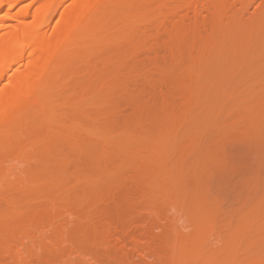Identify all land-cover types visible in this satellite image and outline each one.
I'll use <instances>...</instances> for the list:
<instances>
[{"label":"rangeland","instance_id":"rangeland-1","mask_svg":"<svg viewBox=\"0 0 264 264\" xmlns=\"http://www.w3.org/2000/svg\"><path fill=\"white\" fill-rule=\"evenodd\" d=\"M150 1L151 0H149V4H150ZM167 1L170 2L172 0H167ZM167 1H163V2L165 3ZM151 2H154V1H151ZM193 2H194V0H179L181 7L179 6L180 8L178 7V9L176 11L174 10V12H170L169 4H168V6H166V4L162 3V4H164V5H162L159 1V3L162 5V7L164 6V9H162V10L165 13V17H163V19H160V17L158 15H156L157 13H155L156 7H159V6L154 7L153 5H151L152 3L150 5L146 4L147 7L144 5L146 8L143 6L144 11L148 8L146 10V15L144 16V18H143V15H142V19H137L136 17H134V18L131 17L130 20H132V21H130L129 26L127 24L128 19L126 20V23H125V25H127V27L132 26L134 28V31H133V29H131L132 27L130 28L133 32L129 31L130 33L128 32V34H129L128 36H130L131 38L134 37L136 40H138L139 38L142 39L144 36L145 40L143 41V39H142L143 43H140V41L137 42L136 40H133V42H135V43H133L132 41H129V40H132L134 38L129 39L130 37H128L124 33H122L123 32L122 30H124L126 28V27L123 28L124 25H122L123 27L119 26L117 28H110V27L107 28L108 27L107 26L104 30H102V32L99 36L100 38L97 37V40L99 39L98 44L96 43L97 41L94 43V44L98 45V47H96V50L94 47L96 45H94L93 43L90 46L77 47V48L75 47V49L73 48L74 51L78 50V49L79 50L75 51L76 54H75V52L72 54V55H74L73 58L70 55L71 61H75L77 68L74 67L75 64L72 63L73 64V66H72V64L68 61L71 64V66H69V67L71 69L73 68L71 73L74 71L72 73V75H70L71 74L69 71L70 68H68V66H67V68H68L67 69L68 71H67L65 69L66 67H64L68 63H66L65 65L63 64L64 68L62 67L59 70L51 68L52 72H53L52 75H51V72L49 74V72L47 73L46 71H44V73L42 74V76H44V78L47 76V74H49L48 77L46 78L47 82L45 80L41 79L44 82V84H42L43 83L42 81H39V83L41 82L40 86L46 85V84L48 86L46 85L47 87L44 86V88L40 87L41 89L39 88V90L42 93H45V92L47 93L48 90H50L49 93H51V94L47 93V95L48 94L49 95L48 96L43 95V98L53 96L52 99H55V97H57L59 100L57 98L55 99V101L57 100L56 104H58L59 101L61 102V104H62V102H64L62 105H66V106H62L61 104H58V106H60V107L62 106L63 108L67 107V106L69 107L70 104H72L73 108H72V106H70V109L67 107L66 110L63 109V112L64 111L66 112L68 109L69 110L73 109V112L75 113V115L78 116V119L76 117H73L74 119L82 121L83 116L87 117V118H84V122L86 121L85 124H86L87 128H89L88 126L91 125L92 121H93L94 125H96V124L97 125L96 126L92 125L93 129L92 128L91 129L94 132H91V134L89 133L91 136L88 135L87 133L84 134L83 131L81 130V128H82L81 127L80 128V131H81L80 134L84 137V140H83V138L80 136L81 137L80 138L81 144H80V142L79 143L76 142L77 145L75 143H74L75 144L74 145V144H72L73 141L71 143L67 142V141L65 143L63 142V145L61 143V147H63V148H61V151L63 153L60 151V153H58L56 155L50 154L51 153L50 151H47V152H50L49 155L47 154V152L46 153H43V152L40 153V151H37L39 148V145H37V143L35 142L36 143V146H35V143H33L34 141L30 143L29 140H32V134L33 133L38 134V136L41 134L35 133L36 131H39V130H35V129L32 130L33 131L32 134H31V132L29 133L30 130L29 131L27 130L28 132H26V133H29V135L26 134L24 131L25 127H26V125H24V124L26 122H24V124H23V122H22V124H21V122H19L20 125L17 124V127L15 126L14 123H11L10 126H8V125L7 126H0V128H3L2 130L0 129V150L2 148L4 149L5 146H3V145L7 144L6 139L8 138V140H9V137H6L5 134H2V133L8 134V132H7L8 129L10 130V132L12 134H13V132H16L15 133L16 135H17L16 130L20 129L19 132H21V134H19L18 138L16 136V139H18L20 142H22L26 146V149L28 148V150H27L28 152L26 153V155H25L26 149L23 151L24 153H21V155L24 154L22 156L23 158L20 157V159H19L18 158L19 154L15 155V158L17 157L16 160L14 158H13L14 160L12 159V157H14V156L8 157L9 158V160H8V158L4 157L2 155L3 153L1 154V151H0V154L2 155V159H3V160L2 159L0 160V161H3V162H0V164L3 163V165H1V167L4 168L3 169L0 167V169H1L0 171H3V173L0 172V177H2V179L0 178L1 179V181H0V184H1L0 185V211H1L3 216L4 215L7 216V217L4 216L7 220H14L15 221L17 219L16 221H19L22 218H24V217L26 218L27 216H29L31 214V212H33V210H34L33 206H35V205L32 206V204H29L31 202L30 198H32L34 196L33 193H36V195H37V193H38L37 191H40V190H43L42 192L45 191L44 194L42 193L44 196L49 195L48 197H50V198L52 197V199H55L56 203L59 204L61 199L59 200L58 198H61V197L64 199V197L66 198V196H68V198L77 199V197H79L80 195H88L90 193H92L94 195V193L97 190L105 188V186H106V188H105L106 191L109 190L110 193L113 194L114 191L117 192V190L119 191V189L127 188V187L123 188L125 185L131 188V187H134L136 185L135 184L136 182L140 183L142 181H145V179L141 180L143 178H146L149 182L148 178L154 177L153 174L156 175V177L158 176L159 178H162V177H166L168 175L167 173H169V175L172 174L173 172H171V171H174L176 174L175 173H173V174L175 176L176 175L177 176L175 177L172 174L174 176V178H173V176H170L171 179L170 178L169 179L170 180L174 179L172 182H174L176 179L177 180L174 183L171 182L172 184H174L173 186H171L172 184L169 182L171 184L169 186L174 187L175 184H177V185L175 186V188H172V189H171V187H168V188H170V190H168V191L171 192V194H170L171 196L175 195L174 198L172 197L174 200L176 198V195H179L176 199H180V197H182V199L176 200V201L177 202H179V201L183 202V203L179 202L180 204H175L177 202L174 203L175 207H177V209H174L175 207H172L173 205H171L167 209L169 202L166 200V197H163L165 199L161 198L162 197L161 195L164 193V191L161 189L163 193L162 194L159 193L160 192L159 189L161 188V187H159L160 185H158V186L154 185L155 186L154 190L158 189V190H156V191H158V194L155 192L148 194V190L152 189V187L148 188V185H146L147 191L145 190L146 188L142 189L141 186L144 187L145 186L144 184L148 183L147 181H145L146 183L143 182L144 184L143 183H140V184L137 183L138 185L142 184L139 188H141L144 192L142 191V194H139V196H137L138 193L134 194V192H133L132 195L137 196V198H135L136 200L135 199L130 200L127 197L129 199V201L126 199L124 202V201L118 200L119 198L117 199L116 197L113 196L114 198H116L118 200V203H117L116 200H115V202H113L114 199L111 200L113 197L111 199H109L111 202L106 198L107 199L106 203H107L108 207L110 205L112 206L113 204H114L113 206L117 207V208H115V207L114 208H112V207L108 208L107 207L108 211H109V209H111L110 210L111 215H113V216L116 215L118 217V213L122 214V213H125L128 210H130V211H133L134 215L137 216V220H139L138 222L143 221V219L141 220V218L146 217L142 214H145L147 216H148V214L151 216L153 213L154 214H158V213L160 214V212H158V211H161V210H159L160 208H158V211L154 210V212L151 214H150V212H151L150 208L155 206V204H156V207H158L157 204L159 206H163L164 202L166 203V205H164V207H166L164 211H163V208L161 207L162 208L161 212L163 213L161 215L163 216L164 214H166L165 216H163V218L165 217V219H163V220L167 219L166 222L164 223V221L162 219H160V217H159L158 220H156L157 218H155L156 223L153 224L154 226L151 225L152 226L151 228H153V229H151L152 230L151 232L162 233L161 235H164V236H162L163 237V239H162L160 234H157V233L155 234L156 237H160V240H163L160 243H162V242L166 243L165 244L166 248L164 247L162 249V247H160V246H164V243H163V244H160V246H158L159 249H156L157 251L160 249H162V250L167 249V247H168V249L171 248L170 247L171 245H167V243L170 242L169 240H172L174 236H176L175 239L178 238V240H181V239H186L185 237H188V235H192L193 233L190 234V232H194V228L197 225V223H199V224L201 223L199 220L200 216L196 215L197 212H198L197 214H199V211H201V213L204 210H205L204 212L209 211L211 213L214 211L213 212L214 214L212 213V216H214V217H212V218H213V222L217 221L216 223H214V224H216V226H218V224H221V221H223L222 224L225 223L224 222L225 218H226L225 220L237 221L239 224L241 223L240 225H244L243 223H245L246 221L248 223V218L251 216V214H249L250 216H248V215L246 216V214H248L249 212L254 213V210L256 211V209H258V211L264 213L263 212L264 210H262V211L260 210V209H264V207H263L264 206V151H263L264 150V146H263L264 145V131H261V130H264V128L261 126L262 123H263L262 125H264V0H217L213 7L212 6L208 7L207 4H209V2H210V0H208V2H206L207 4L204 3L205 5H203V3H202V7H206V9L205 8H203V9L199 8V6L197 4V2H204V1L196 0V3L194 2L195 4H197L198 8L194 5L195 8H197V9L193 8V6H192ZM157 3L158 2H156V4ZM170 3H172V2H170ZM225 6L227 7V10H228V12L226 10V13H227V14H225L226 16L224 14H222L225 12V10H224V9H226ZM200 7H201V5H200ZM208 8H210L209 10L210 11L212 10V12L206 11ZM124 9H127V8H124ZM218 10H221V11L219 12ZM128 12H130V10ZM219 14H220V16H219ZM217 15H218V17H217ZM223 15L225 16L224 18H223ZM219 17L221 18V20H218V19H220ZM114 22L109 21V23L110 24L112 23V25ZM116 22H121V21L117 20ZM109 23L107 25H110ZM122 23H124V22H122ZM114 24L117 25V23H114ZM112 25H111V27H112ZM116 25H114V26L116 27ZM216 26H217V29H214V31H212L213 30L212 28H216ZM119 28H123V29H119ZM173 28H175V29H173ZM176 28L178 30L180 29L183 32H181L180 30L177 31ZM171 29H173L176 33L181 32L180 36H183V38L185 37V39L181 40L180 37H178L179 39L166 40L168 37H170V36H168V34L166 35V33L169 32V30H171ZM204 29L205 30L208 29L209 30L208 32L212 31V32L216 33L215 35L212 34V36L209 35L210 37L214 38L213 41H211L209 39L210 38L209 36H207L209 38H206V36H203L202 38L205 40L199 39V37H197L198 35H200V34H198L199 33L198 31H200V33L203 34L202 30H204ZM125 30H127V29H125ZM142 30H144L143 32L146 35L145 34L142 35V32H141ZM165 31H167V32L165 33ZM174 31L170 33L171 37H172V33L174 36L176 35V33H174ZM139 32H141V34ZM192 32H194V33L191 34ZM195 32H197V33H195ZM203 32H207V31H203ZM131 33H132V35L138 36V39H137V37L132 36ZM138 33L141 35V37H139L140 35ZM182 33L183 34L187 33V34L183 35ZM162 34H164V35H162ZM194 35H197L196 36L197 39L192 40L194 38ZM206 35H208V34H206ZM177 36L172 37V38H176ZM188 36H190V37H188ZM200 37H201V35H200ZM141 39H139V40H141ZM162 39H164V41H162ZM187 39H189V40H187ZM175 40H179V41H177L178 43L176 45L174 44V42H176ZM180 40H181V42H180ZM183 40L188 41L187 43H189V42H191V43L187 44V43H185L186 41H183ZM197 40L200 41V44H197L198 43ZM166 41H167V43L170 42V43H168L170 46H167L165 44L164 46H166L168 48L166 50H164V48H166V47H164L162 43H164ZM172 41H174V42H172ZM206 41H208V43ZM131 42H132V44H135V46L132 45ZM192 42H193V44H192ZM194 42H195V44H194ZM182 44H185V46H182ZM179 45H180V47H177ZM188 45L191 47H189ZM171 46L175 47L174 50H170V49H172ZM181 46L184 48L181 49L182 48ZM186 46H188V47H186ZM192 49L194 52H192ZM167 50H169V53L166 52ZM175 50H176V53H178L177 57H173V56L170 57L171 56L170 51H172V53H174ZM179 50L183 51V53L179 52ZM200 50H202V51H200ZM81 51L85 53V54L83 53L84 55H82V57L80 56ZM187 51L190 53H188ZM176 53H174L175 56H176ZM195 53H196V55H195ZM77 54H79L80 57ZM191 55H193V56H191ZM76 56H78L79 58ZM128 56L130 57L131 60H129ZM75 58L77 61L75 60ZM124 58L129 60L130 63L127 60L126 61L123 60L124 61L123 62L122 59H124ZM174 58H175V60H174ZM172 60H173V62H172ZM168 61H169V63H168ZM193 61H195V62H193ZM65 62H66V59H65ZM80 62H82L84 64L86 63V64L83 66V64ZM126 62H128L129 64H127ZM199 62H201V63H199ZM176 63L178 65H176ZM187 63H190V64H187ZM191 63H193V64H191ZM170 64H172V65H170ZM192 65L194 67H192ZM173 66H175V67H173ZM195 66H197V67H195ZM257 66L260 68L258 69ZM84 67L87 68V70L91 69V71H93V72H91V71L90 72L92 75H93V73L95 74V75H93L94 79H92V76L90 77L89 71H86V69ZM171 67H173V68H171ZM75 68L77 71L74 70ZM79 68H81L83 71L80 70ZM177 68L180 70H178ZM63 69H65V71H67L69 74L67 72L65 74ZM256 69H258V70H256ZM50 70H48V71H50ZM239 70L244 74L240 73ZM184 71H186L187 73H185ZM192 71H195V73ZM198 71H200V72H198ZM123 72H125L126 76ZM120 73H123V74H120ZM166 73H170V74H166ZM175 74H177V76H175ZM178 74H180V75H178ZM185 74H187L188 76ZM261 74H263V75H261ZM117 75H118V77H117ZM181 75H183V76H181ZM192 75H194V76H192ZM256 75H257V77H256ZM259 75H261V76H259ZM69 76H72V77L69 78ZM114 76H116V78H114ZM120 76L122 78H119ZM185 76H186V78H185ZM123 77H125L124 80H123ZM250 77H251V79H250ZM188 78L193 81L192 83L194 85L192 83L188 82V81H190ZM253 78H255V79L252 80ZM257 78H260V82H258L259 80H257ZM121 79L123 80L122 81L123 85H122V83H120ZM166 79H167V81H166ZM7 80H8V78H5L3 82L5 83ZM101 80L104 82V84ZM159 80H162V82ZM185 80H186V83L184 82ZM48 81H49V83H48ZM90 81H91V83H90ZM99 81L102 83V84L100 83L102 87L99 85V88L98 87L97 88H98V90H100L101 88L102 89H101V91L97 92L96 86H95L96 90H94V85H97L96 83ZM115 81H116V83H115ZM117 81L119 82V84ZM158 82H160V83H158ZM164 82H167V83H164ZM173 82H175V83H173ZM112 83H115L116 85L112 84ZM171 83H173V85H174L173 87H176L179 89L177 90L176 88H174V89H172L173 91L171 92V89H169L170 87H172ZM181 83H183L185 86ZM161 84H163V85H161ZM168 84H170L171 86L169 87ZM109 85L111 86V88H109L110 87ZM187 85L189 87H192L191 88L192 90L189 87H188L189 89H187ZM74 86H75V88L81 86L80 89H77V91L80 90V92H75L76 94L79 93L80 96H77L75 94L77 96V98H74V100L73 99L69 100V99H71L69 97H72V98L75 97V96H73L74 93L72 94V96L70 95V93L73 90H75ZM116 86H119L118 88H120V86H121V89H118ZM165 86H167V87H165ZM45 87L49 88V89H46ZM66 88L68 89V91ZM163 88H165L169 92L168 94H170V93L172 94L174 91L176 93L174 92L175 94L168 95L166 93L167 92L166 90L164 91L165 93L159 91V90H163ZM69 89H70V92H69ZM108 89H109V91H108ZM236 89L240 90V91H237ZM116 90H118L119 94H118V92H116ZM127 90H129V91H127ZM182 90L184 93L183 92L180 93V91H182ZM184 90H189V91H191V93L192 92H194V93L189 94L191 96V97H189V95L187 94L188 91H184ZM113 91H115V92H113ZM68 93L70 95L69 97L67 96ZM120 93H122V94H120ZM177 93H180V94L183 93V94H182V96H180V94H177ZM233 93H234L235 97H234V95H232ZM184 94L186 96L188 95V97H183V96H185ZM50 95H52V96H50ZM65 95H66V97L69 98V99H67V101L64 99ZM176 96H179V97H176ZM80 97H81V99H80ZM111 97H114V99ZM197 97H199V98L197 99ZM228 97H230V98L228 99ZM60 98L62 99V101ZM115 98L117 99V103L112 104L113 102L112 101L110 102V99H112L114 101ZM160 99L162 102L160 101ZM238 99L240 102H238ZM166 100H167L166 103L175 104L174 108H172L171 106H169L171 108H168V107L165 108L164 106L166 104H164V101H166ZM104 101H105L106 105L103 104ZM173 101H175V102H173ZM200 101H201V103H200ZM106 102H108V103H106ZM234 102H236V103H234ZM101 103L104 105V110H102L103 105ZM237 103H239V104H237ZM109 104L111 105L110 108L108 106ZM234 104H236V105H234ZM255 104H257V105H255ZM162 105H164V106H162ZM105 106H106V108H105ZM180 106H183V107L180 108ZM250 106H253V107H250ZM41 107L44 110V106L40 105V103L35 101L34 103H32V105H29L26 108L24 107V109L23 108L20 109V111H18L16 114H21V116L19 115V117H18L20 119H22V116H27V118H23L22 121L24 119H26V121H27L29 118L28 116H30L32 118V121L34 120L33 119L34 117L37 118V120H38L39 117H41L43 115V113H45V110L42 111ZM162 107H164V108H162ZM207 107H209V108H207ZM255 107H256V109H255ZM178 108H179V110H181L180 111L181 113H179ZM247 108H249V109H247ZM57 109H58V107L54 110L56 120H58L60 117V116L57 117L59 115V112H60V111H57ZM105 109H108L109 111H107V110L105 111ZM169 110H170V112H169ZM172 110L177 111V112L176 111H174V112L176 113V116H179V118H177L175 115H173L175 113H173ZM40 111H42L41 112L42 115L38 116L41 114ZM103 111L105 114H100ZM116 111L118 113H116ZM159 111H161V112L159 113ZM232 111H234V112H232ZM164 112L168 113L169 115H166V113H164ZM186 112H188V113H186ZM69 113H71V112H69ZM106 113L108 114V116ZM161 113H163V114H161ZM64 114H66V113H64ZM113 114H117V115H115V117H114ZM149 114H151V115H149ZM70 115L72 116L73 114H70ZM70 115H68V116L71 119ZM101 115H103V117H104V115H105V117L106 116L107 117L106 118L104 117L105 118L104 119ZM137 115H139V116H137ZM14 116H15V119L17 120L18 115H13L12 119ZM132 116H134V119H132ZM66 117L63 116V118L62 117L60 118L62 121L61 120L58 121V122L62 123V124L60 123L61 125H63L61 128L62 130L64 128V125L70 124L72 122L69 120V118L66 120L65 119ZM79 117L81 119H79ZM127 117H129L130 119H128ZM138 117L141 120L138 119L139 123H136V122H138V120H137ZM124 118H126V119H124ZM148 118H150V119H148ZM15 119H13V120L15 121ZM87 119L90 121V124L88 126H87V121H88ZM103 119L106 123H104V121H102ZM107 119L109 120L110 125H112L111 126L112 128L117 129V127H120V129H121V130H118L119 128L117 130L112 129L113 131H111V133H113L114 135L113 134H110V136L107 135L108 138L110 137L109 139L106 138L104 133H102L105 131V129H107L106 126L107 127L109 126V123H107ZM144 119H147V120H144ZM216 119L223 121V122L222 121L218 122L219 124H217V125H222V124L226 123L225 126L222 125V128H220L221 126H216L215 125ZM247 119H250V120H247ZM10 120H11V118H10ZM29 120H28V122H29ZM40 120H41V118H40ZM135 120H137V121H135ZM167 120H169L170 122H167V124L164 123ZM211 120L215 121V122H213V124H212ZM117 121H118V123H117ZM133 121H135V122H133ZM208 121H211V122H208ZM236 121H237V123H236ZM241 121H243V123ZM255 121H257V122H255ZM35 122H36V119L34 122H29V123H35ZM160 122L162 123V125ZM29 123H27V124H29ZM37 123L38 122H36V124ZM75 123L76 122L74 121V123L71 124V126L72 125H74V126H72V127L71 126H65V128L68 127V129L69 128L73 129L75 127ZM171 123H174L175 125L173 124L172 126H170ZM245 123H247V124H245ZM258 123H260V124H258ZM113 124L115 126H113ZM125 124L127 125V127L129 126L130 131H132V132H130L131 133V138H129L130 140L128 138L124 139L125 136H123L124 134H122L124 127H126ZM128 124H130V125H128ZM203 124L206 125V127H204ZM209 124H210L209 127H212V125H214V127H218V130L216 132L221 133V134L215 133L213 131V130H216V128L210 129L208 127ZM227 124H229V125H227ZM11 125H12V128H11ZM159 125H161V126H159ZM247 125H250L251 127L247 126ZM92 126H90V127H92ZM142 126L144 128H142ZM256 126L259 128L255 129ZM13 127H15V128L13 129ZM121 127H123V129ZM129 127L127 128L128 130H129ZM133 127H134V130H133ZM156 127L158 130L156 129ZM162 127H164L163 129H165V130H163ZM224 127H226V128H224ZM230 127H233V128L230 129ZM4 128H6L7 131L4 130ZM23 128H24V130H23ZM84 128L85 127H83L82 129H84ZM178 128H180V129H178ZM236 128H238V129H236ZM21 129L24 132L21 131ZM89 129H87V130H89ZM144 129H147V130H144ZM149 129L151 131H149ZM221 129H222V131H221ZM225 129H227V130H225ZM250 129H251V131H249ZM142 130H144L145 133H143ZM245 130L248 132H251V133H246ZM114 131H116V132H114ZM152 131L157 133V134H158L157 131L161 132L165 141H168V142H166V144H167L166 150H165L166 152H164V154H163L164 156L162 158H164L165 163H166V159H167L168 160L167 164H169V163L170 164L168 166H166L167 164H163L164 162L161 163V165L166 166L165 167L166 170L164 169V171H163V167H159V166H161L160 164L158 166L156 160H155L156 165H154L152 163V162H154V160L151 161L150 159H152V158L148 159L146 157V156H148L147 154L145 156H143V157H146L147 159L144 158L141 160V161H144L143 165H146L145 167H137V165L140 163H138L139 161L136 162L135 161L136 158L134 159V157H131V156L128 157L127 156V158H126V156H120V152H122L120 149H122V148H124L122 150H125L127 148H128V150H132L134 148V146H139L138 144L141 142H142L141 144H144V145H141V147L145 146V144L147 146H149V143L151 144V143H153V141L155 142V139H157V138L154 139V137H156V136L158 137V135L152 133ZM208 131H211L212 133L214 132V135H212L211 133H208ZM118 132H120V134ZM150 132H151V134H154L155 136L154 135L151 136V134H148ZM139 133L141 135H139ZM226 133H227V136H224V135H226ZM52 134H54V133H52ZM52 134L51 135L49 134V137L47 138V139H49V143L50 142L52 143V141H50L51 139H53V138H51ZM147 134L150 135L151 137H149ZM216 134L219 136H217ZM116 135H117V138H116ZM210 135H212V136H210ZM38 136L36 137V139L38 138ZM142 136L145 138H143ZM147 136H148V138H146ZM87 137H89V138L86 139ZM112 137L115 140H113ZM135 137H136V139H135ZM165 137H167V139ZM208 137H209V139H208ZM261 137H263V138L261 139ZM126 139H128V140H126ZM116 140H118V141H116ZM143 140H146V141H143ZM77 141H79V140H77ZM88 141H90V143ZM105 141H106V143H105ZM258 141H260V142L257 143ZM115 142H117V143H115ZM135 142H137V144ZM28 143L30 146L28 145ZM51 143H50V146L52 145ZM68 143H70V144H68ZM120 143H122V144L125 143V144L122 145ZM127 143H129V144H127ZM31 144L33 145L32 146L34 148L33 150H35V152H36L35 155H34V151L31 150L32 149ZM66 144H67V147H66ZM112 145L114 148L112 147ZM117 145H118V148L115 149V146H117ZM128 145H130V146L126 147ZM195 145H197V146H195ZM206 146H207V148H206ZM71 148H74V151ZM103 148H104V150H103ZM192 148H194V149H192ZM200 148L205 149V151L201 152L202 150ZM208 148H210V149L208 150ZM82 149L84 151H82ZM95 149H97V150H95ZM92 150H93V152H92ZM107 150H110V152L109 151H108L109 153L106 152ZM191 150H193L195 152H192ZM3 151L4 150H2V152ZM94 151L95 152H99V151L100 152L101 151L106 152L108 155L110 154V156L107 155L106 160H103L101 163L99 158L97 159L96 156L94 157V155H95ZM112 151H115V152L118 151V153H115V152L112 153ZM182 152H185V153H182ZM189 152H191V153H189ZM252 152H254V153H252ZM54 153H56V152H54ZM88 153H90V154H88ZM37 154H39V155H37ZM41 154H43V155H41ZM45 154L48 156H44ZM65 154H68V155H65ZM113 154H117V157H116V155H113ZM50 155H53V156H50ZM121 155H122V153H121ZM198 155H200L202 160L200 158H197ZM64 156H66V157H64ZM67 156L68 157L72 156V157L70 159V158H67ZM114 156L116 159L114 158ZM220 156H222V157H220ZM43 157H46V158H43ZM108 157L111 159L113 158L111 162L109 161L111 159H109ZM123 157L127 160L125 161V159H123ZM149 157H151V156H149ZM184 157H187V158H184ZM107 158H108V160H107ZM120 158H121V160L117 161ZM193 158H196L195 159L196 161H197V159H199L200 163L199 162L193 163V165H192L191 162L195 161ZM219 158L221 160H219ZM63 159L64 160L66 159L67 161L65 160L66 162H64ZM183 159H186V161H184ZM77 160L80 161L81 163L77 162ZM130 160H134V161L132 162ZM225 160H228V161H225ZM9 161L11 162V164ZM73 161H75V162H73ZM104 161H107L108 163L104 162ZM113 161L114 162L116 161V162L114 163ZM183 161L185 163L184 165H183V163H181ZM55 162L61 166H59L58 164L55 165L56 164ZM96 162L97 163L99 162L100 165L97 164ZM145 162H146V164H144ZM148 162L151 164H148ZM226 162H227V164H226ZM73 163L76 165L74 166ZM103 163H105V164H103ZM113 163H114V166L112 165ZM122 163H124V165H122ZM125 163L127 165L129 163L131 165H133V164L134 165H133V167H131V165H128L129 166L128 167ZM186 163H188V165ZM201 163H204V164L199 166ZM96 164H97V166H96ZM171 164L173 166H171ZM195 164H197L198 166H194ZM62 165L64 166V168ZM65 165L67 168L65 167ZM57 166L62 167L63 169L66 168L69 171L74 170L73 172H71L72 174H74V173L78 174L79 173V175L80 174L82 175V177L77 180L78 184H75V185H77L76 186L77 189L75 188V185L72 184L69 187L66 186V188L69 190H67L65 188L66 189L65 192H61V194H60V193H57V192H59L58 189L60 188L59 184H57L58 182H56V184H55V182L53 184L50 183L51 185L48 183L50 185L49 186L48 184L45 185V183L44 184L38 183V182H40V180H37L38 182H36V183L33 181V179L35 180V178H34L35 175L39 174L38 177L43 175V174H40V172L43 173L42 170L43 171H44V169L47 170V167L49 168L48 170L58 169L59 167H57ZM123 166H124V168H123ZM140 166H142V165H140ZM152 166L153 167L158 166L159 168H156V170H154L156 172H154L151 169ZM202 166H203V168L200 170L199 168ZM69 167H71L72 169ZM100 167H102V168H100ZM134 167H136V169H138V170H136ZM188 167H190V168H188ZM206 167H209L210 168L209 170H212L210 172L212 174L209 173L208 169H204ZM139 168H143L147 173L144 171L145 174L141 175V171ZM170 168H172V169H170ZM245 168H246V171L244 170ZM59 169H61V168H59ZM143 169H141V170L143 171ZM147 169L152 171L153 173L148 172ZM158 169L161 173L157 172ZM191 169L193 170V172H196V174H195L196 176H194V173L191 172ZM198 169H199V171H198ZM133 170H135V171H133ZM215 170L218 173L213 172ZM4 171L7 172V176L9 174V176L7 177L8 180L6 181L7 183L5 182V180L7 179L6 177H5V180H3L4 177L2 176V174L4 175V173H5V175H6V172H4ZM98 171H99V173H98ZM167 171H170V172H167ZM133 172H135L134 174H136V175L140 174V176L135 175V177H134L132 175ZM199 172H200V174H199ZM44 173H47V172L45 171ZM248 173H250V176ZM161 174H162V177H161ZM163 174H165V175H163ZM187 174H189V175H187ZM251 174H252V176H251ZM30 175H32V176H30ZM129 175L134 177V178H132V179L128 178L129 180H127L126 178ZM210 175H214V178H213V176H210ZM85 176L87 178L90 177L89 178L90 180L87 179L88 183L86 182ZM145 176H147V177H145ZM178 176L182 179L185 178L184 176H186V180L184 179V181L188 185H182V179H180ZM192 176H194V177H192ZM209 176L212 178H209ZM38 177L36 176V178H38ZM124 177H126L125 180H123ZM136 177H138V179ZM167 177H169V176H167ZM195 177L199 178L200 180H196L197 178H195ZM217 178H219V179H217ZM210 179H212L213 181L210 182V184L208 185L207 183H209ZM216 179L218 182L216 181ZM79 180H81L80 181L81 183L78 182ZM8 181H10V182L8 183ZM125 181H127V182L131 181V183L132 182L134 183V181H135V183H134L135 185L133 183H132V185H128L127 182H125ZM31 182L33 183V185ZM131 183H129V184H131ZM185 183H183V184H185ZM221 183H223V184H221ZM248 183H249V185H248ZM121 184L122 185L125 184V185L122 186ZM220 184H221V186H219ZM4 185H6V186H4ZM9 185L10 186L12 185L11 187L13 188V190ZM39 185H40V187H39ZM179 185H181V186H179ZM222 185H226V186H223V188H222ZM8 186L10 187V189H8L9 193H12V195H10L8 192H7L8 195L3 192V191H5V188L7 189ZM51 186H52V188H51ZM72 186H73V189H72ZM192 186H195V187H192ZM197 186H198V188H197ZM203 186L204 187L206 186V188H204ZM257 186H259V187H257ZM215 187H218V188H215ZM15 188H18V189L15 190ZM116 188H119V189L116 190ZM130 188H127L125 193L122 190L123 195L126 194V196H132L130 194ZM21 189H24V190L21 191ZM33 189L37 190V191L34 192ZM111 189H113V190H111ZM131 189H133V188H131ZM185 189H187L188 191ZM214 189H216V190L213 191ZM29 190H30V192H29ZM31 190H33V191H31ZM55 190H56V194L58 195V197L55 194ZM192 190H194L195 192ZM19 192H20V194L17 195ZM28 192H29V194H27ZM52 192H53V194H52ZM67 192L71 195V197ZM145 192H147V193H145ZM213 192H216V193H213ZM73 193H74V195H73ZM85 193H87V194H85ZM121 193H119V194L121 195ZM143 193H145V194H143ZM154 193L157 195H155ZM181 193H183L184 196ZM201 193H204V194H201ZM51 194H52V196H51ZM63 194H65V195H63ZM92 194H90V195H92ZM146 194H148L149 196H146ZM159 194H160V197H159ZM185 194H188V195H185ZM22 195L23 196L25 195L26 197L25 196L23 197ZM30 195H32V196H30ZM39 195H41L40 192H39ZM43 195L41 197H44ZM189 195H190V197H188ZM200 195L201 196L204 195V197L203 196L201 197ZM207 195H210L212 197L209 198V196H207ZM47 196H46V198H48ZM144 196H145V198H143ZM151 196H153V197H151ZM163 196H165V195H163ZM219 196H221V197H219ZM259 196H261V197H259ZM11 197H13V198H11ZM53 197H55V198H53ZM106 197H108L107 194H106ZM139 197H140V199L138 200ZM149 197H150V199H147ZM184 197H186V198H184ZM205 197H206V199H204ZM218 197H219V199H217ZM258 197H259V199H257ZM18 198L19 199L21 198V199L19 200ZM35 198L39 199L40 196L38 198L35 196L33 199H35ZM109 198H110V196H109ZM131 198L133 199V197H131ZM197 198H199V199H197ZM207 198L209 201L207 200ZM260 198L263 200H261ZM22 199H23V201H26V204H25V202L22 201ZM24 199H26V200H24ZM145 199H147V200L144 201ZM161 199H162V201L163 200L164 201L162 202ZM186 199H188V200H186ZM194 199L200 200V201H194ZM211 199H212V201H211ZM11 200H13V201H11ZM14 200H16V201L14 202ZM57 200H59V202ZM174 200H172L170 203L172 204ZM213 200H215V201H213ZM258 200H260L261 203ZM17 201H18V203L19 202L20 203L19 204L16 203ZM119 201H121V202H119ZM126 201H128V202H126ZM135 201H139V202L143 201V203L141 202L140 203L141 205L138 204L139 208L138 207L135 208L132 206L128 207V205H130L128 203H131L134 205ZM8 202L9 203L11 202V203L9 204ZM146 202H148L151 206H149L147 204L148 206H146V207H149V208H145V207L141 208V206H145ZM196 202H198V203L201 202V203H199V205H197L198 203H196ZM202 202H204L205 204ZM116 203H117V205H115ZM187 203H189V204H187ZM193 203H194V205H197V206H193ZM61 204H63V203H61ZM118 204H120V205L118 206ZM18 205L19 206L22 205L23 207L22 206L19 207ZM122 206L126 207L127 209L128 208H131V209L127 210V209H124ZM136 206H137V204H136ZM198 206H199V208H198ZM35 207L37 208V206H35ZM43 207L44 206H42L41 208H43ZM62 207H64V206H62ZM62 207L61 208L59 207V208L62 209V213H63L64 210ZM156 207H155V209H156ZM255 207H256V209H255ZM41 208H38L39 213L42 212V210L44 209V208L43 209H41ZM189 208H191V209H189ZM197 208H198V210H197ZM245 208H246V210H245ZM152 209H154V208H152ZM188 209L190 210L189 212H191L192 214L188 212ZM208 209H210V210H208ZM138 210H139V212H138ZM166 210L168 212H165ZM177 210H182V211L180 213ZM217 210H219V211H217ZM65 211H67V210H65ZM35 212H37L36 209H35ZM110 212H109V214H110ZM137 212H138V215H137ZM260 212L256 211V213H258L256 215H258V216L260 215L259 216L260 219L258 217H256L255 215L254 216L256 218H251V217L249 218L253 221V224L257 225L256 222H258V221L259 222L261 221L262 223H264V215H261L262 213H260ZM64 213H67V212H64ZM113 213H116V214H113ZM72 214L75 217H73V215H69V214H67V215L65 214L64 216H61L59 221L55 222L56 224L51 225V227L53 229L50 227L47 230L48 232L45 231L47 234L44 233V236L45 235L47 236L49 234V235H51L50 237H52V238L54 237L56 239V241H58L57 239H59V238L61 239L63 235H64L63 237H65V238L67 236L72 238V236L75 235L74 230H77L76 233H78V231H79L78 230L79 227L76 229V227H77L76 225H79V224H76L79 222V217H77L78 213L72 212ZM171 214H174V215L178 214V216H176V218H175V216L172 215L173 216L172 217ZM208 214H210V213H208ZM193 216H196L197 218L194 219L195 217L192 218ZM62 217H64L66 220L64 218L62 219ZM139 217H141V218H139ZM154 217H157V215L156 216L152 215V219ZM246 217H247V219H246ZM219 218H221V219H219ZM233 218H235V219H233ZM77 219H78V222H76ZM192 219H194L195 221H192ZM217 219H219V220H217ZM74 222H76V223H74ZM229 223L232 224L231 222H229ZM229 223L228 224L225 223L223 225L222 229L224 227L229 226ZM235 223L236 222H234L233 224H235ZM238 223H236V224H238ZM155 224H156V226H155ZM159 224H161V226ZM193 224H194V226H193ZM225 225H227V226H225ZM253 226L256 227L255 225H253ZM155 227H157V228H155ZM159 227H161V228H159ZM229 227H232V226L230 225ZM216 228H218V227H216ZM171 230L176 232V233L172 232ZM217 230H218V232L219 231L220 232L218 233L215 229L214 233H216L218 235H212L211 234V237L213 236L212 237L213 240L211 238L209 239L210 241L207 240L208 242H212V245L208 246L207 241H206V245L208 247L211 246V248H210L211 250L217 249L216 251L221 255L220 252L224 253V250H227L223 246L230 239L232 240L234 238V236H231L233 234L229 235V233L232 232L231 229H229L230 231L227 229H223V231L225 230L224 231L225 233L223 231H221V229H217ZM71 232L74 235L71 234V236H70ZM170 232H172V233H170ZM221 232L223 234L219 235ZM252 232L254 234H256L254 229ZM49 235H48V238H49ZM157 235H159V236H157ZM46 236L44 237L45 239L43 238L44 240L42 239L39 241H38V239H36L34 237V239H36L38 242L36 240H34L33 238L24 239V244L26 245V247L24 245V247H23L24 249H22V256L20 257V259L24 258V261L25 262L27 261V263H28V262H32L33 259L38 257V256L39 257L41 255L44 256L43 253L47 252L46 254H49L52 252V254L50 256L51 257L54 256L55 261L58 264H91V263L92 264H101V263L102 264H108V263L117 264L116 262H114L113 259L111 261L113 263H111L109 261H108V263H106V262H103L101 259L95 258L96 257L95 254L100 255V253L102 254L105 250L100 246L99 247L94 246L93 247L94 249H92L90 247V249H88V250L86 248L84 250L85 252L79 253V254H77V253L73 254L71 252L70 253L68 252L70 255L67 254L66 256L64 255V257L60 258L59 255H61V254H58V250L55 252V249H54L53 250L54 252H53V251H51L52 249L50 248V251H49V248L47 247L48 248V251H47L46 250L47 248L44 247V246H48V244H49L48 240L50 239L49 238L47 240ZM231 237H233V238H231ZM214 238H215V240H214ZM262 238H264V236ZM164 239H167V240H164ZM213 242H215V243L213 244ZM231 242L232 241H230L228 243V245ZM155 243H157V241ZM261 243H260L261 248L259 245V246L253 247L254 249L252 248L248 251L245 250L243 253H241L242 257L246 256V255L249 258L254 257L252 255H256V256L259 255V257L264 256V239H262ZM209 244H211V243H209ZM157 245H159V243ZM155 246H156V244H155ZM95 247H96V249H95ZM44 248H45V250H44ZM155 248H157V246ZM221 249H222V251H221ZM162 250H160V253L167 252L166 250H164V251H162ZM169 250H171V249H169ZM44 251H46V252H44ZM217 252L213 251L211 254H214ZM106 253H107V250H106ZM148 253L145 252V255L144 254L142 255V253H141V257H140V255L138 256V255L133 254L132 257L128 258L129 260L127 259L128 261H125V264H139V263L151 264L152 262L150 263V261L154 260V258H153V255H150L153 258V259H150ZM146 254H148V255H146ZM216 255H218V254H214V255H210V256H213L211 258H214V257H216ZM134 256H136V257H134ZM146 256H148V257H146ZM256 256H255V258H258ZM142 257L144 258V260L142 259ZM145 258H149V259H145ZM20 259L15 258V259H12V260H15L14 262L12 260L11 261L13 262V264L14 263L16 264V263L21 261ZM62 259H64V260H62ZM98 260H100V261H98ZM107 260L108 259H106V261ZM213 260H216V259H213ZM70 261H72V262H70ZM129 262H131V263H129Z\"/></svg>","mask_w":264,"mask_h":264},{"label":"bare ground","instance_id":"bare-ground-1","mask_svg":"<svg viewBox=\"0 0 264 264\" xmlns=\"http://www.w3.org/2000/svg\"><path fill=\"white\" fill-rule=\"evenodd\" d=\"M151 1H154V2H151ZM150 1V4L151 5H153L154 7H156V6H159V7H156V12L155 13H157L156 15H158L159 17H160V19H163V17H165V13H164V11L162 10V9H164V6L162 7V5H164V4H166V6H168V4H169V6H170V12H174V10L176 11L177 9H178V7L180 6V3H179V0H172V1H170V2H172V3H170V2H168L167 0H151ZM159 1H160V3L162 4V3H164L163 1H167V2H165L164 4H160L159 3ZM162 1V2H161ZM199 1V0H198ZM201 1H204V2H197V4H198V6H199V8H201V9H203V8H205L206 9V7H202V3H203V5H205V4H207L206 2H208V0H201ZM215 1V0H214ZM213 0H210V2H209V4H207L208 5V7H213L214 5H215V3H216V1L214 2ZM156 2H158L157 4H156ZM194 2L196 3V0H194ZM192 3L193 5V8H195V6L197 7V4H195V3ZM145 3V4H144ZM205 3V4H204ZM146 4H149V0H0V126H10V124L11 123H14L15 124V126L17 127V124H19V122H21V124H22V122H23V124H24V122H26L24 125H26V127H25V130H24V128H23V130L25 131V133L26 132H28L29 130V133L31 132V134L33 133V131L32 130H39V131H36L35 133H39V134H41V135H39L38 136V134H32V140H29V142L31 143V142H33V143H37V145H39V148H38V150L37 151H40V153H46L47 151H50V152H47V154L49 155V153L50 154H58V153H60V151H61V148H63V147H61V143H62V145H63V142L65 143L66 141L67 142H72L73 141V143L72 144H76V142H80L81 141V137L83 138V140H84V137L80 134V128L82 127H85L84 129H82L81 128V130L83 131V133L85 134V133H87L88 135H90L91 134V132H94V131H92V129H93V126L92 125H94V123H93V121H92V123H91V125L90 126H92V127H90V126H88L89 124H90V121L88 120L87 121V126L90 128H87L86 127V124H85V122H84V118H87V117H84L83 116V119H82V121H80V120H76V119H74L73 117H76L77 119H78V116L77 115H75V113L73 112V109L72 110H69L70 109V106H72V104H70V106L68 107L69 109V111L67 110L66 112L64 111L63 112V109L64 110H66V108L67 107H62V106H66V105H62L64 102H62V104H61V102L59 101L58 102V104H61L62 106L60 107V106H58V104H56V102H57V100L55 101V99L57 98V97H55V99H52L53 98V96L52 95H50V96H52V97H45V98H43V95H47V93H49V91L50 90H48V92L45 94V93H42V92H40V90H39V88L41 87H43L44 88V86H46V85H42V86H40V84H41V82L39 83V81H42L41 79H43V80H45L46 81V78L48 77V75L50 74V72H51V75L53 74V72H52V69H56V70H59L60 68H62L63 67V64L65 65L66 63H68V64H66V66H64V67H66L65 69L67 70L68 68H70L69 66H71V64L73 63V64H75V61H71V56H72V58L74 57V55H72L75 51H78V50H73V48L75 49V47L77 48V47H85V46H90L92 43L94 44L96 41V43L98 44V40H97V37H99L100 36V34H101V32H102V30H104L107 26V28H117V27H119V26H121V27H123L122 25H124V27L123 28H125V29H127V30H122L123 32L122 33H124L126 36H128L129 34H128V32L129 31H132L131 29H133V31H134V28L132 27H127V25H125V23H126V20H127V24H128V26H129V23H130V21H132V20H130L131 19V17H136L137 19H142V15H143V18H144V16L146 15V10L148 9H146L145 11L143 10V6L145 5L146 7H147V5ZM149 4V5H150ZM201 5V7H200V5ZM195 5V6H194ZM144 6V7H145ZM165 6V7H166ZM145 7V8H146ZM181 7V6H180ZM179 7V8H180ZM124 8H127V9H124ZM198 8V7H197ZM197 8H195V9H197ZM225 8L226 9H224L225 10V12L224 13H222V14H227L226 13V10H227V7L225 6ZM168 9V8H167ZM204 9V10H205ZM210 8H208L206 11H208V12H212V10L210 11L209 10ZM130 10V12H128ZM154 10V11H155ZM169 10V9H168ZM128 13H127V12ZM219 12L221 11V10H218ZM169 12V13H170ZM227 12H228V10H227ZM223 15V18L226 16H224ZM219 16H220V14H219ZM217 17H218V15H217ZM220 18V17H219ZM121 21V22H116V21ZM218 20H221V18L220 19H218ZM109 21L110 22H114V23H117V25L116 24H114L113 23V25H112V23L110 24L109 23ZM122 22H124V23H122ZM110 24V25H107V24ZM215 24V23H214ZM111 25H112V27H111ZM114 25H116V27L114 26ZM123 28H119V29H123ZM131 28V29H130ZM173 29H175V28H173ZM173 29H171V30H169V32H167V31H165V33H166V35L168 34V36H170V37H168L166 40H172V39H179L178 37H180V39L182 40V39H185V37L183 38V36H180V33L181 32H183V31H181L180 29V31L181 32H179V33H176ZM213 30L212 31H214V29H217V26H216V28H212ZM176 30L177 31H179L177 28H176ZM132 31V32H133ZM144 30H142L141 32H142V35H144L145 33L143 32ZM174 31V33H176V35L175 36H177L178 34V36L176 37V38H172V37H175L174 35H173V33H172V37H171V32H173ZM203 31H207V32H203ZM209 30L207 29V30H202V33L203 34H201L200 33V31H198L199 33L198 34H200L201 35V37H200V35H194V38L192 39V40H194V39H197L196 38V36L197 37H199V39H202V40H205V39H203L202 37L203 36H206V38H209L210 36L209 35H211L212 36V34L213 35H215L216 33H214V32H212V31H210V32H208ZM218 31V30H217ZM141 32H139L140 34H141ZM127 33V34H126ZM130 33V32H129ZM138 33V34H139ZM164 33V34H165ZM188 33V32H187ZM187 33H182L183 35H186ZM194 32H192L191 34H193ZM195 33H197V32H195ZM136 34V33H135ZM137 34V35H138ZM139 34V35H140ZM164 34H162V35H164ZM181 34V35H182ZM206 34H208V35H206ZM131 35H132V33H131ZM146 35V34H145ZM132 36H135V37H137V39H138V36H136V35H132ZM191 36V35H190ZM190 36H188V37H190ZM207 36H209V37H207ZM128 37H130V36H128ZM139 37H141V35L139 36ZM182 37V38H181ZM193 37V36H192ZM100 38V37H99ZM132 38H134V37H132ZM131 37L129 38V39H132ZM162 38V37H161ZM139 39H141V38H139ZM136 40L135 38L134 39H132V40H129V41H132L133 42V40H136L137 42H139L140 41V43H143L142 42V39H143V41L145 40V37L143 36V38L141 39V40ZM211 41H213L214 40V38L213 37H210L209 38ZM181 40H180V42H181ZM187 40H189V39H187ZM162 41H164V39H162ZM176 42H174V41H172V42H174V44L176 45L178 42L177 41H179V40H175ZM183 41H186V40H183ZM182 41V42H183ZM198 41V43L197 44H200V41L199 40H197ZM132 42H131V44H132ZM188 41H186L185 43H187ZM205 42V41H204ZM207 43H208V41H206ZM133 43H135V42H133ZM157 43V42H156ZM168 43H170V42H168ZM167 43V41L166 42H164V43H162L163 44V46L166 44L167 46H170L169 44ZM189 43H191V42H189ZM189 43H187V44H189ZM213 43V42H212ZM154 44V43H153ZM192 44H193V42H192ZM194 44H195V42H194ZM211 44V43H210ZM94 45H96V44H94ZM132 45H134L135 46V44H132ZM182 46H185V44H182ZM181 46V47H182ZM189 46V45H188ZM188 46H186V47H188ZM205 46V45H204ZM95 47V50H96V47H98V45H96V46H94ZM164 47H166V46H164ZM172 47V49H170V50H174V46H171ZM177 47H180V45L179 46H177ZM189 47H191V46H189ZM168 47H166V48H164V50H166ZM184 47H182L181 49H183ZM202 48V47H201ZM180 49V50H181ZM187 49V48H186ZM185 49V50H186ZM73 52H72V51ZM179 50V52H182L183 53V51H180ZM199 50V49H198ZM178 51V50H177ZM200 51H202V50H200ZM166 52H168L169 53V50H167ZM174 52V51H173ZM188 52V51H187ZM192 52H194L193 51V49H192ZM71 53V54H70ZM84 52H82L81 51V53H80V56L82 57V55H84L83 54ZM170 57H177V55H178V53H176V50H175V52L174 53H176V56H175V54L174 53H172V51H170ZM186 53V52H185ZM188 53H190V52H188ZM75 54H76V52H75ZM71 55V56H70ZM78 56H79V54H77ZM128 55V54H127ZM195 55H196V53H195ZM68 56V57H67ZM78 56H76V57H78ZM79 56V57H80ZM191 56H193V55H191ZM68 59H67V58ZM78 57V58H79ZM124 57V56H123ZM129 57V56H128ZM70 58V59H69ZM193 58V57H192ZM195 58V57H194ZM232 58V57H231ZM65 59H66V62H65ZM179 59V58H178ZM189 59V58H188ZM196 59V58H195ZM194 59V60H195ZM238 59V58H237ZM75 60H76V58H75ZM123 60H127L126 58H124V59H122V61ZM129 60H131L130 59V57H129ZM129 60H127V61H129ZM174 60H175V58H174ZM71 63H69V62ZM77 61V60H76ZM200 61V60H199ZM233 61V60H232ZM65 62V63H64ZM124 62V61H123ZM171 62V61H170ZM172 62H173V60H172ZM191 62V61H190ZM193 62H195V61H193ZM235 62V61H234ZM233 62V63H234ZM80 63H82V62H80ZM127 64H129L130 63V61H129V63L128 62H126ZM168 63H169V61H168ZM199 63H201V62H199ZM73 64H72V66H73ZM83 64V66L86 64H84V63H82ZM123 64V63H122ZM182 64V63H181ZM180 64V65H181ZM187 64H190V63H187ZM191 64H193V63H191ZM76 65V64H75ZM74 65V67H76L77 68V65L75 66ZM81 65V64H80ZM79 65V66H80ZM170 65H172V64H170ZM176 65H178L177 63H176ZM242 65V64H241ZM257 65V64H256ZM67 66H68V68H67ZM63 67V68H64ZM87 67V66H86ZM169 67V66H168ZM173 67H175V66H173ZM173 67H171V68H173ZM177 67V66H176ZM192 67H194L193 65H192ZM195 67H197V66H195ZM258 67V66H257ZM52 68V69H51ZM76 68L74 69V70H76ZM82 68V67H81ZM81 68H79L80 70H82ZM85 68V67H84ZM83 68V69H84ZM189 68V67H188ZM199 68V67H198ZM260 67H258V69H259ZM47 69V70H46ZM51 69V70H50ZM65 69H63V71L65 72V74H66V72L68 71H65ZM71 69V68H70ZM69 69V71H70V73H71V71L73 70V68L70 70ZM78 69V70H79ZM86 69V71H89V74H90V77L92 76V79H94L93 77V75H95L94 73H93V75L91 74V72H93V71H91V69L90 70H87V68H85ZM84 69V70H85ZM178 69V68H177ZM194 69V68H193ZM201 69V68H200ZM258 69H256V70H258ZM48 70H50V71H48ZM178 70H180V69H178ZM188 70V69H187ZM253 70V69H252ZM44 71H46L47 73L49 72V74H47V76L44 78V76H42V74L44 73ZM54 71V70H53ZM77 71V70H76ZM83 71V70H82ZM91 71V72H90ZM167 71V70H166ZM240 71V70H239ZM255 71V70H254ZM55 72V71H54ZM74 72V71H73ZM72 72V73H73ZM172 72V71H171ZM185 73H187L186 71H184ZM192 72H194L195 73V71H192ZM198 72H200V71H198ZM258 72V71H257ZM68 73V72H67ZM72 73L70 74V75H72ZM87 73V72H86ZM124 74H125V72H123ZM123 73H120V74H123ZM176 73V72H175ZM183 73V72H182ZM191 73V72H190ZM189 73V74H190ZM240 73H242L241 71H240ZM254 73V72H253ZM45 74V75H46ZM69 74V73H68ZM76 74V73H75ZM74 74V75H75ZM166 74H170V73H166ZM242 74H244V73H242ZM258 74V73H257ZM173 75V74H172ZM178 75H180V74H178ZM185 75H187V74H185ZM261 75H263V74H261ZM261 75H259V76H261ZM68 76V75H67ZM78 76V75H77ZM125 76H126V74H125ZM175 76H177V74H175ZM181 76H183V75H181ZM188 76V75H187ZM192 76H194V75H192ZM70 77H72V76H69V78ZM117 77H118V75H117ZM179 77V76H178ZM199 77V76H198ZM256 77H257V75H256ZM5 78H8V80L4 83L3 81H4V79ZM51 78V77H50ZM114 78H116V76H114ZM113 78V79H114ZM119 78H122L121 76L119 77ZM118 78V79H119ZM124 78L125 77H123V80H124ZM184 78V77H183ZM185 78H186V76H185ZM101 79V78H100ZM189 79V78H188ZM193 79V78H192ZM250 79H251V77H250ZM255 78H253L252 80H254ZM90 80V79H89ZM105 80V79H104ZM110 80V79H109ZM117 80V79H116ZM122 79H121V81H120V83H122V81H123ZM182 80V79H181ZM190 81H188L189 83H192L193 81L191 80V79H189ZM197 80V79H196ZM257 80H259L258 82H260V78H257ZM262 80V79H261ZM50 81V80H49ZM49 81H48V83H49ZM95 81V80H94ZM97 81V80H96ZM102 81V80H101ZM159 81H161L162 82V80H159ZM166 81H167V79H166ZM174 81V80H173ZM256 81V80H255ZM43 82V81H42ZM47 82V81H46ZM93 82V81H92ZM103 82V81H102ZM118 82V81H117ZM182 82V81H181ZM185 83H186V80L184 81ZM195 82V81H194ZM90 83H91V81H90ZM89 83V84H90ZM99 83V84H98ZM101 82L99 81V82H97L96 84L98 85H94V90H96L95 89V86H96V88L98 87L99 88V85L101 86V84H100ZM115 83H116V81H115ZM115 83H112V84H115ZM158 83H160V82H158ZM164 83H167V82H164ZM173 83H175V82H173ZM173 83H171L172 84V87H170L171 85L170 84H168V86L170 87L169 89H171V92L173 91L172 89H174V88H176V87H173L174 85H173ZM42 84H44V82L42 83ZM103 84H104V82H103ZM118 84H119V82H118ZM117 84V85H118ZM181 84H183V83H181ZM193 84V83H192ZM87 85V84H86ZM116 85V84H115ZM122 85H123V83H122ZM160 85V84H159ZM161 85H163V84H161ZM167 85V84H166ZM184 85V84H183ZM189 85V84H188ZM187 85V89H191L192 87H189ZM194 85V84H193ZM48 86V85H47ZM46 86V87H47ZM110 86V85H109ZM185 86V85H184ZM45 87V88H46ZM80 87L81 86H79V87H76L75 88V86H74V88H75V90H73L71 93H70V95L72 96V94H73V96H75V97H69L70 95H69V93H68V97L69 98H71V99H69L68 97H66V95H65V100L67 101V99H69V100H74V98H77V96H80V94L78 95V94H76L75 92H80V90L79 91H77V89H80ZM102 87V86H101ZM117 88L119 87V86H116ZM115 87V88H116ZM125 87V86H124ZM156 87V86H155ZM165 87H167V86H165ZM189 87V88H188ZM40 88V89H41ZM98 88H97V92L98 91H101V89L100 90H98ZM109 88H111V86L109 87ZM185 88V87H184ZM46 89H49V88H46ZM67 89V88H66ZM118 89H121V86H120V88H118ZM161 89V88H160ZM177 90L179 89V88H176ZM175 89V90H176ZM194 89V88H193ZM43 90V89H42ZM166 89L165 88H163V90H159V91H161V92H164ZM192 90V89H191ZM195 90V89H194ZM237 90V89H236ZM67 91H68V89H67ZM108 91H109V89H108ZM122 91V90H121ZM127 91H129V90H127ZM167 91V90H166ZM184 91H188L187 92V94L189 95V94H193L194 92H192L191 93V91H189V90H184ZM237 91H240V90H237ZM69 92H70V89H69ZM113 92H115V91H113ZM116 92H118V90H116ZM175 92V91H174ZM172 93V94H175V93ZM181 92H183V90L182 91H180V93ZM228 92V91H227ZM258 92V91H257ZM260 92V91H259ZM42 93V94H41ZM123 93V92H122ZM122 93H120V94H122ZM160 93V92H159ZM165 93V92H164ZM167 94L169 93L168 91L166 92ZM180 93H177V94H180ZM184 93V92H183ZM182 93V94H183ZM235 93V92H234ZM234 93L232 94V95H234ZM263 93V92H262ZM49 94H51V93H49ZM48 94V95H49ZM77 96H76V95ZM115 94V93H114ZM113 94V95H114ZM118 94H119V92H118ZM166 94V95H167ZM171 93L170 94H168V95H172ZM182 94H180V96H182ZM47 95V96H48ZM116 95V94H115ZM127 95V94H126ZM185 95V94H184ZM188 95L186 96H183V97H188ZM42 96V97H41ZM131 96V95H130ZM196 96V95H195ZM64 97V96H63ZM62 97V98H63ZM116 97V96H115ZM134 97V96H133ZM174 97V96H173ZM176 97H179V96H176ZM175 97V98H176ZM189 97H191L190 95H189ZM234 97H235V95H234ZM111 98H113L114 99V97H111ZM166 98V97H165ZM199 97H197V99H198ZM230 97H228V99H229ZM58 99V98H57ZM61 99V98H60ZM80 99H81V97H80ZM164 99V98H163ZM162 99V100H163ZM169 99V98H168ZM187 99V98H186ZM189 99V98H188ZM202 99V98H201ZM240 99V98H239ZM239 99H238V102H240L239 101ZM260 99V98H259ZM59 100V99H58ZM116 100V101H115ZM115 102L112 100V99H110V102L112 101L113 103L112 104H115V103H117V99L115 98ZM120 100V99H119ZM190 100V99H189ZM237 100V99H236ZM235 100V101H236ZM35 101H37L38 103H40V105H43L44 106V110H45V113H43V115H42V111H44L43 110V108L41 107V109H42V111H40V115H38V116H41V117H39V119L37 120V118H33L34 120L32 121V118L30 117V116H28L29 118H28V120H29V122H34L35 121V119H36V122H38L37 124H36V122L35 123H29L28 122V120L26 121V119H24L23 121H22V119L23 118H27V116H22V119H20V118H18L19 117V115L21 116V114H16L18 111H20V109H24V107L26 108L27 106H29V105H32V103H34ZM61 101H62V99H61ZM64 101V100H63ZM65 101V102H66ZM122 101V100H121ZM155 101V100H154ZM160 101H161V99H160ZM179 101V100H178ZM184 101V100H183ZM202 101V100H201ZM201 101H200V103H201ZM234 101V100H233ZM248 101V100H247ZM257 101V100H256ZM109 102V101H108ZM108 102H106V103H108ZM162 102V101H161ZM167 102V100L166 101H164V104H166L165 106L164 105H162V106H164L165 108H174V106H175V104H169V103H166ZM173 102H175V101H173ZM197 102V101H196ZM127 103V102H126ZM234 103H236V102H234ZM102 104V103H101ZM104 105H106L105 104V101H104V103H103ZM102 104V105H103ZM111 104V103H110ZM108 105L109 106V108L111 107V105ZM148 104V103H147ZM199 104V103H198ZM237 104H239V103H237ZM251 104V103H250ZM104 105H103V107H102V110H104ZM153 105V104H152ZM187 105V104H186ZM201 105V104H200ZM232 105V104H231ZM234 105H236V104H234ZM255 105H257V104H255ZM113 106V105H112ZM155 106V105H154ZM169 106H171V107H169ZM233 106V105H232ZM262 106V105H261ZM58 107V109H57V111H60L59 112V115L57 116V117H59V119L58 120H56V118H55V113H54V110L56 109ZM164 107H162V108H164ZM177 107V106H176ZM183 106H180V108H182ZM185 107V106H184ZM224 107V106H223ZM250 107H253V106H250ZM72 108H73V106H72ZM105 108H106V106H105ZM108 108V109H109ZM114 108V107H113ZM207 108H209V107H207ZM108 109H105V111L107 110V111H109ZM152 109V108H151ZM150 109V110H151ZM241 109V108H240ZM247 109H249V108H247ZM255 109H256V107H255ZM155 110V109H154ZM177 110V109H176ZM176 110H174V111H176ZM178 110H179V108H178ZM232 110V109H231ZM113 111V110H112ZM173 111V110H172ZM173 111V113H175ZM181 110H179V113H181L180 112ZM213 111V110H212ZM69 112H71V113H69ZM78 112V111H77ZM76 112V113H77ZM140 112V111H139ZM161 111H159V113H160ZM169 112H170V110H169ZM177 112V111H176ZM232 112H234V111H232ZM58 113V112H57ZM63 113V114H62ZM64 113H66V114H64ZM69 113V114H68ZM109 113V112H108ZM116 113H118L117 111H116ZM164 113H166V112H164ZM172 113V114H173ZM185 113V112H184ZM186 113H188V112H186ZM246 113V112H245ZM61 114V115H60ZM70 115V114H73L72 116H71V119H70V117L68 116V115ZM78 114V113H77ZM86 114V113H85ZM84 114V115H85ZM100 114H105L104 113V111L102 112V113H100ZM107 114V113H106ZM110 114V113H109ZM112 114V113H111ZM144 114V113H143ZM155 114V113H154ZM161 114H163V113H161ZM247 114V113H246ZM13 115H18L17 116V120L15 119V116L13 117V119H15V121L12 119V116ZM115 115H117V114H113V116L115 117ZM149 115H151V114H149ZM166 115H169L168 113H166ZM173 115H175L176 116V113L175 114H173ZM172 115V116H173ZM206 115V114H205ZM63 116L64 117H66L65 119L67 120L68 118H69V120L70 121H72L70 124H66V125H64V128H65V126H71V124H73L74 123V121L76 122L75 123V127L73 128V129H68V127L67 128H63V130L61 129L62 128V126L63 125H61L62 123L61 122H58V121H60L61 119V117L63 118ZM81 116V115H80ZM102 117H103V115H101ZM107 116H108V114H107ZM106 116V117H107ZM137 116H139V115H137ZM156 116V115H155ZM37 117V116H36ZM104 117H105V115H104ZM103 117V118H104ZM105 117V118H106ZM123 117V116H122ZM164 117V116H163ZM177 118H179V116H176ZM183 117V116H182ZM204 117V116H203ZM206 117V116H205ZM250 117V116H249ZM10 118H11V120H10ZM40 118H41V120H40ZM104 118V119H105ZM118 118V117H117ZM128 119H130L129 117H127ZM154 118V117H153ZM158 118V117H157ZM166 118V117H165ZM164 118V119H165ZM176 118V119H177ZM254 118V117H253ZM64 119V120H65ZM79 119H81L80 117H79ZM104 119L102 120V121H104ZM113 119V118H112ZM120 119V118H119ZM124 119H126V118H124ZM132 119H134V116H132ZM138 119H140L139 117L137 118V120ZM148 119H150V118H148ZM161 119V118H160ZM169 119V118H168ZM228 119V118H227ZM257 119V118H256ZM40 120V121H39ZM68 120V121H69ZM137 120H135V121H137ZM141 120V119H140ZM144 120H147V119H144ZM159 120V119H158ZM166 120V119H165ZM170 120V119H169ZM169 120H167V121H165L164 123H166L167 124V122H170ZM205 120V119H204ZM203 120V121H204ZM242 120V119H241ZM247 120H250V119H247ZM253 120V119H252ZM255 120V119H254ZM263 120V119H262ZM62 121V120H61ZM69 121V122H70ZM112 121V120H111ZM129 121V120H128ZM131 121V120H130ZM135 121H133V122H135ZM150 121V120H149ZM162 121V120H161ZM212 121V120H211ZM211 121H208V122H211ZM216 121V123H215V125L216 126H221L220 128H222V125H224L225 126V124L226 123H224V124H222V125H217V124H219L218 122H221L222 120H218V119H216L215 120ZM215 121H212V124H213V122H215ZM225 121V120H224ZM258 121V120H257ZM257 121H255V122H257ZM260 121V120H259ZM64 122V121H63ZM89 122V123H88ZM100 122V121H99ZM132 122V121H131ZM148 122V121H147ZM157 122V121H156ZM163 122V121H162ZM223 122V121H222ZM227 122V121H226ZM242 123H243V121H241ZM252 122V121H251ZM27 123H29V124H27ZM59 123V124H58ZM61 123V124H60ZM104 123H106L105 121H104ZM107 123H109V128L106 126V128L107 129H105V131L104 132H102V133H104L105 134V136H106V138H108V136H110V134H113V133H111V131H113V130H115L114 128H112L111 126L112 125H110V122H109V120L107 119ZM117 123H118V121H117ZM136 123H139V120H138V122H136ZM153 123V122H152ZM151 123V124H152ZM161 123V122H160ZM202 123V122H201ZM236 123H237V121H236ZM64 124V123H63ZM120 124V123H119ZM174 123H171V125L170 126H172ZM206 124V123H205ZM234 124V123H233ZM245 124H247V123H245ZM244 124V125H245ZM253 124V123H252ZM258 124H260V123H258ZM263 124V123H262ZM261 124V126L264 128V125H262ZM20 125V124H19ZM97 125V124H96ZM96 125H94V126H96ZM128 125H130V124H128ZM155 125V124H154ZM161 125H162V123H161ZM161 125H159V126H161ZM175 125V124H174ZM204 125V124H203ZM227 125H229V124H227ZM235 125V124H234ZM257 125V124H256ZM60 126V127H59ZM72 126H74V125H72ZM71 126V127H72ZM104 126V125H103ZM113 126H115L114 124H113ZM118 126V125H117ZM116 126V127H117ZM125 126L126 127H124V129H123V127H121L122 129H123V131H122V134H124L123 136H125L124 137V139L125 138H131V133L130 132H132V131H130V127H129V130L127 129L128 127H127V125L125 124ZM153 126V125H152ZM165 126V125H164ZM210 126V124L208 125V127ZM247 126H250V125H247ZM174 127V126H173ZM177 127V126H176ZM204 127H206V125H204ZM229 127V126H228ZM251 127V126H250ZM11 128H12V125H11ZM15 127H13V129H14ZM92 128V129H91ZM99 128V127H98ZM119 128V129H118ZM137 128V127H136ZM142 128H144L143 126H142ZM164 127H162V129H163ZM210 129H213V128H216V130H213L215 133H218V132H216L217 130H218V127H214V125H212V127H209ZM224 128H226V127H224ZM231 128H233V127H230V129ZM254 128V127H253ZM257 128H259V127H255V129H257ZM261 128V127H260ZM262 128V129H263ZM1 130L3 129V128H0ZM19 129V128H18ZM87 129H89V130H87ZM95 129V128H94ZM113 129V130H112ZM117 129L118 130H121L120 129V127H117ZM116 129V130H117ZM148 129V128H147ZM147 129H144V130H147ZM156 129H157V127H156ZM155 129V130H156ZM161 129V128H160ZM161 129V130H162ZM178 129H180V128H178ZM203 129V128H202ZM209 129V130H210ZM229 129V128H228ZM236 129H238V128H236ZM244 129V128H243ZM4 130H6L7 131V129L6 128H4ZM22 129H21V131H23ZM28 130V131H27ZM87 130V131H86ZM97 130V129H96ZM133 130H134V127H133ZM136 130V129H135ZM144 130H142L143 131V133H145L144 132ZM158 130V129H157ZM163 130H165V129H163ZM225 130H227V129H225ZM261 130V129H260ZM259 130V131H260ZM5 131V132H6ZM14 131V130H13ZM17 131V135L15 134L16 132H13V134L10 132V130L8 129V134L7 133H2V134H5V136L6 137H9V140H8V138L6 139L7 140V144L6 145H3V146H5L4 147V149L2 148L0 151H1V154L4 156V157H6V158H8V157H12V156H14V157H12V159L14 158L15 160H16V158H15V155H18V158L20 159V157L21 158H23L22 156L24 155H21V153H24L23 151L26 149V146L22 143V142H20L18 139H16V136H17V138H18V136H19V134H21V132H19L20 131V129L19 130H16ZM23 131V132H24ZM149 131H151L150 129H149ZM160 131V130H159ZM159 131H157L158 132V134L157 133H155V132H153L152 131V133H154V134H157L158 135V137L156 136V137H154L155 135L154 134H151V132L150 133H148V134H151V136L152 135H154L153 137H154V139L155 138H157V139H155V142L153 141V143H149V146H147L146 144H145V146H142L141 147V145H144V144H141V143H139L138 145L139 146H134V148L132 149V150H128V148L127 149H125V150H122V149H124V148H122V149H120L122 152H120V156H126V158H127V156L128 157H134V159L136 158V162H138V163H140V164H138L137 165V167H145L146 165H143V162L144 161H141L142 159H144V158H148V159H150V158H152V159H150L151 161H153L154 160V162H152L154 165H156V163H155V160H156V162H157V164H158V166H159V164L161 165V163H163V164H167L168 162V160L166 159V163H165V161H164V158H162L164 155V152H166L165 150H166V142H168V141H165V139L163 138V135L161 134V132H159ZM177 131V130H176ZM175 131V132H176ZM201 131V130H200ZM221 131H222V129H221ZM220 131V132H221ZM246 131V130H245ZM249 131H251V129L249 130ZM261 131H264V130H261ZM3 132V131H2ZM22 132V133H23ZM114 132H116V131H114ZM214 132L212 133L211 131H208V133H211L212 135H214ZM258 132V131H257ZM29 133H26V134H28L29 135ZM52 133H54V134H52ZM82 133V134H83ZM90 133V134H89ZM97 133V132H96ZM119 134H120V132H118ZM166 133V132H165ZM205 133V132H204ZM225 133V132H224ZM243 133V132H242ZM246 133H251V132H248V131H246ZM49 134L51 135L52 134V136H51V138H53V139H51L50 141H52V145L50 146V143H49V139H47L48 137H49ZM86 134V135H87ZM147 134V135H148ZM218 134H221V133H218ZM87 135V136H88ZM94 135V134H93ZM108 135V136H107ZM114 135V134H113ZM139 135H141L140 133H139ZM212 135H210V136H212ZM217 135V134H216ZM35 136V137H34ZM38 136V138L36 139V137ZM41 136V137H40ZM81 136V137H80ZM85 136V135H84ZM91 136V135H90ZM102 136V135H101ZM149 137H151L150 135H148ZM148 136L146 137V138H148ZM204 136V135H203ZM217 136H219V135H217ZM216 136V137H217ZM222 136V135H221ZM224 136H227V133H226V135H224ZM143 137V136H142ZM89 137H87L86 139H88ZM110 138V137H109ZM108 138V139H109ZM113 138V137H112ZM116 138H117V135H116ZM139 138V137H138ZM143 138H145V137H143ZM166 139H167V137H165ZM205 138V137H204ZM212 138V137H211ZM263 137H261V139H262ZM31 139V138H30ZM85 139V140H86ZM123 139V140H124ZM128 139H126V140H128ZM135 139H136V137H135ZM208 139H209V137H208ZM207 139V140H208ZM214 139V138H213ZM219 139V138H218ZM77 140H79V141H77ZM107 140V139H106ZM113 140H115L114 138H113ZM130 140V139H129ZM133 140V139H132ZM138 140V139H137ZM147 140V139H146ZM146 140H143V141H146ZM216 140V139H215ZM214 140V141H215ZM23 141V140H22ZM62 141V142H61ZM75 141V142H74ZM91 141V140H90ZM90 141H88L89 143H90ZM110 141V140H109ZM116 141H118V140H116ZM121 141V140H120ZM140 141V140H139ZM148 141V140H147ZM210 141V140H209ZM108 142V141H107ZM129 142V141H128ZM213 142V141H212ZM254 142V141H253ZM260 141H258L257 143H259ZM27 143V142H26ZM36 143H35V146H36ZM70 143H68V144H70ZM105 143H106V141H105ZM115 143H117V142H115ZM136 144H137V142H135ZM60 144V145H59ZM74 144V145H75ZM80 144H81V142H80ZM113 144V143H112ZM120 144H122V143H120ZM125 144V143H124ZM124 144H122V145H124ZM127 144H129V143H127ZM207 144V143H206ZM211 144V143H210ZM28 145H29V143H28ZM77 145V144H76ZM92 145V144H91ZM111 145V144H110ZM109 145V146H110ZM190 145V144H189ZM213 145V144H212ZM2 146V147H3ZM30 146V145H29ZM33 145L31 144V150H33L34 148L32 147ZM34 146V147H35ZM88 146V145H87ZM107 146V145H106ZM105 146V147H106ZM130 145H128V146H126V147H129ZM195 146H197V145H195ZM264 146V145H263ZM59 147V148H58ZM66 147H67V144H66ZM73 147V146H72ZM82 147V146H81ZM103 147V146H102ZM111 147V146H110ZM112 147H113V145H112ZM133 147V146H132ZM131 147V148H132ZM192 147V146H191ZM210 147V146H209ZM248 147V146H247ZM75 148V147H74ZM74 148H71V149H73V151H74ZM88 148V147H87ZM91 148V147H90ZM114 148V147H113ZM118 148V145L117 146H115V149H117ZM130 148V149H131ZM196 148V147H195ZM199 148V147H198ZM206 148H207V146H206ZM70 149V150H71ZM81 149V148H80ZM106 149V148H105ZM109 149V148H108ZM174 149V148H173ZM176 149V148H175ZM191 149V148H190ZM189 149V150H190ZM192 149H194V148H192ZM201 149V148H200ZM210 148H208V150H209ZM2 150H4L3 152H2ZM28 150V148L25 150L26 152H25V155H26V153L28 152L27 151ZM66 150V149H65ZM95 150H97V149H95ZM103 150H104V148H103ZM114 150V149H113ZM184 150V149H183ZM186 150V149H185ZM202 151L201 152H204L205 151V149H201ZM253 150V149H252ZM34 151V155L36 154V152H35V150H33ZM68 151V150H67ZM82 151H84L83 149H82ZM110 152V150H107L106 152ZM177 151V150H176ZM192 152H195V151H193V150H191ZM211 151V150H210ZM257 151V150H256ZM264 151V150H263ZM30 152V151H29ZM53 152V153H52ZM54 152H56V153H54ZM62 152V151H61ZM76 152V151H75ZM86 152V151H85ZM92 152H93V150H92ZM106 152H95L94 151V157L96 156L97 157V159L99 158V160H100V162L102 163V161L103 160H106V157H107V153ZM108 152V153H109ZM113 152H115V151H112V153ZM200 152V153H201ZM213 152V151H212ZM222 152V151H221ZM38 153V152H37ZM39 153V154H40ZM63 153V152H62ZM115 153H118V151L117 152H115ZM121 153H122V155H121ZM175 153V152H174ZM182 153H185V152H182ZM189 153H191V152H189ZM252 153H254V152H252ZM0 154V160L2 159V155ZM39 154H37V155H39ZM70 154V153H69ZM87 154V153H86ZM88 154H90V153H88ZM148 155V156H146V157H143V156H145V155ZM179 154V153H178ZM204 154V153H203ZM209 154V153H208ZM28 155V154H27ZM36 155V156H37ZM41 155H43V154H41ZM40 155V156H41ZM48 155H44V156H48ZM53 155H50V156H53ZM65 155H68V154H65ZM72 155V154H71ZM85 155V154H84ZM113 155H116V157H117V154H113ZM194 155V154H193ZM256 155V154H255ZM58 156V155H57ZM108 156H110V154L108 155ZM149 156H151V157H149ZM179 156V155H178ZM225 156V155H224ZM223 156V157H224ZM228 156V155H227ZM55 157V156H54ZM59 157V156H58ZM63 157V156H62ZM64 157H66V156H64ZM71 157L72 156H70V157H68L67 156V158H70L71 159ZM189 157V156H188ZM194 157V156H193ZM196 157V156H195ZM211 157V156H210ZM220 157H222V156H220ZM226 157V156H225ZM43 158H46V157H43ZM91 158V157H90ZM109 158V157H108ZM108 158H107V160H108ZM114 158H115V156H114ZM146 158V159H147ZM184 158H187V157H184ZM197 158H200L201 159V157H200V155H198V157ZM13 159V160H14ZM96 159V158H95ZM96 159V160H97ZM109 159H111V158H109ZM113 159V158H112ZM112 159L111 160H109L110 162L112 161ZM116 159V158H115ZM114 159V160H115ZM123 159H125L124 157H123ZM194 160L196 159V158H193ZM225 159V158H224ZM244 159V158H243ZM3 160V159H2ZM8 160H9V158H8ZM18 160V159H17ZM50 160V159H49ZM64 160V159H63ZM66 160V159H65ZM64 160V162H66ZM119 160H121V158L120 159H118L117 161H119ZM127 159H125V161H126ZM129 160V159H128ZM182 160V159H181ZM184 161H186V159H183ZM191 160V159H190ZM202 160V159H201ZM209 160V159H208ZM219 160H221L220 158H219ZM231 160V159H230ZM46 161V160H45ZM76 161V160H75ZM75 161H73V162H75ZM84 161V160H83ZM130 161H134V160H130ZM142 163H141V162ZM184 161L183 162H181V163H183V165L185 164L184 163ZM193 161V160H192ZM225 161H228V160H225ZM0 162H3V161H0ZM10 162V161H9ZM59 162V161H58ZM70 162V161H69ZM77 162H80V161H78L77 160ZM76 162V163H77ZM90 162V161H89ZM104 162H107V161H104ZM114 162V161H113ZM116 162V161H115ZM114 162V163H115ZM122 162V161H121ZM199 162V159H197V161L195 160V161H193V162H191V164L193 165V163H198ZM13 163V162H12ZM48 163V162H47ZM56 163V162H55ZM81 163V162H80ZM79 163V164H80ZM97 163V162H96ZM108 163V162H107ZM114 163L112 164L113 166H114ZM131 163V162H130ZM128 164V165H131V164ZM200 163V162H199ZM10 164H11V162H10ZM49 164V163H48ZM47 164V165H48ZM58 163H56L55 165H57ZM72 164V163H71ZM74 164V163H73ZM95 164V163H94ZM97 164H99V162L97 163ZM97 164H96V166H97ZM103 164H105V163H103ZM126 164V163H125ZM144 164H146V162L144 163ZM148 164H151V163H149L148 162ZM170 164V163H169ZM169 164H167L166 166H168ZM187 165H188V163H186ZM202 164H204V163H201L199 166H201ZM226 164H227V162H226ZM230 164V163H229ZM1 165H3V163H1L0 164V167H1ZM59 165V164H58ZM76 164H74V166H75ZM100 165V164H99ZM122 165H124V163H122ZM127 165V164H126ZM127 165V166H128ZM134 165V164H133ZM133 165H131V167H133ZM140 165H142V166H140ZM153 165V166H154ZM191 165V166H192ZM59 166H61V165H59ZM59 166H57V167H59ZM63 166V165H62ZM81 166V165H80ZM102 166V165H101ZM148 166V165H147ZM150 166V165H149ZM151 167V169L154 171V170H156V168H159V167H163V171H164V169H165V165H161V166H155V167ZM171 166H173L172 164H171ZM194 166H198L197 164H195ZM56 167V168H57ZM65 167H66V165H65ZM73 167V166H72ZM122 167V166H121ZM126 167V166H125ZM129 167V166H128ZM193 167V166H192ZM211 167V166H210ZM1 168H3V167H1ZM59 168H61V169H59ZM58 169H51V170H48L49 168L47 167V170L46 169H44V171L42 170V172L43 173H41L40 172V174H43V175H41V176H39L38 177V175H35V180L33 179V181L36 183V182H38L37 180H40V182H38V183H42V184H44L45 183V185H47L48 183L50 184V183H54L55 182V184H56V182H58L57 184H59V192H57V193H60L61 194V192H65V190L67 189L66 188V186L67 187H69V186H71L72 184L73 185H75V184H78L77 183V180L78 179H80L81 177H82V175L80 174L79 175V173L77 174V173H74V174H72L71 172H73L71 169V167H69V168H71L70 170L71 171H69L68 169H63L64 168V166H63V168L62 167H59ZM100 168H102V167H100ZM123 168H124V166H123ZM135 169H136V167H134ZM188 168H190V167H188ZM187 168V169H188ZM203 168V166L202 167H200L199 169L201 170ZM4 169V168H3ZM7 169V168H6ZM76 169V168H75ZM140 169V171H141V175L143 174H145L144 173V169L143 168H139ZM141 169H143V171L141 170ZM146 169V168H145ZM150 169V168H149ZM170 169H172V168H170ZM186 169V168H185ZM199 169H198V171H199ZM204 169H210L209 167H206V168H204ZM217 169V168H216ZM1 170V169H0ZM39 170V169H38ZM68 170V171H67ZM98 170V169H97ZM136 170H138V169H136ZM166 170V169H165ZM168 170V169H167ZM245 171H246V168L244 169ZM7 171V170H6ZM6 171H4V172H6ZM47 172V173H44V172ZM77 171V170H76ZM133 171H135V170H133ZM147 171L148 172H152V171H150V170H148L147 169ZM212 170H209V173L211 172ZM1 173H3V171H0ZM9 172V171H8ZM146 172V171H145ZM154 172H156V171H154ZM157 172H160L159 171V169L157 170ZM167 172H170V171H167ZM171 172H173V173H175L174 171H171ZM191 172L192 173H194V176H196L195 174H196V172H193V170L191 169ZM190 172V173H191ZM204 172V171H203ZM213 172H215V173H218L216 170L215 171H213ZM13 173V172H12ZM85 173V172H84ZM83 173V174H84ZM98 173H99V171H98ZM135 172H133V176L135 177V175L136 174H134ZM147 173V172H146ZM153 173V172H152ZM161 173V172H160ZM172 173V174H173ZM36 174V173H35ZM168 174V175H167ZM166 175L167 176H169V177H162V174H161V177L162 178H159L158 176L156 177V175H154L153 174V176L154 177H151V178H148L149 179V182H148V180L146 179V178H143V179H141V180H144L145 179V181H147L148 183L147 184H144L143 182H145V181H142V182H140V183H143L145 186L143 187V186H141V185H138V184H140L139 182H136L135 183V181H134V183L136 184H134L133 182V184L135 185H133L134 187H131V188H133V189H131L130 187H128V186H126L125 184V182H127V181H125L124 183V185H122V186H124L123 188H125V187H127V188H130V194L132 195V193L134 192V194H137L138 193V195L137 196H139V194H142V189L144 188H146V185H148V188H151L152 187V189L150 190H148V194L149 193H153V192H155V193H157L158 194V191H156V190H158V189H156V190H154V188H155V186H158V185H160L159 187H161L159 190H160V194H162L163 192H162V190L164 191V193L161 195L162 197V199H165V198H163V197H166V200L169 202L168 203V206H167V209L171 206V205H173L172 207H175V204H180L179 202H181V203H183L182 201H179V202H177L176 200H181L182 199V197H180V199H176L179 195H176V198H175V200L173 199L174 197H175V195H170L171 194V192L170 191H168V190H170V188H168V187H171V186H173L174 184H172V183H174V182H176V180L174 181V182H172L174 179H172V180H170L171 179V177L170 176H173L172 174H170L169 175V173H167ZM176 174V173H175ZM199 174H200V172H199ZM210 174H212V173H210ZM247 174V173H246ZM249 174V176H250V173H248ZM140 176V174H137L136 176ZM147 175V174H146ZM163 175H165V174H163ZM183 175V174H182ZM187 175H189V174H187ZM216 175V174H215ZM2 176L4 177L3 178V180H5V177L7 178L8 176H9V174H8V176H7V172H6V175H5V173H4V175L2 174ZM12 176V175H11ZM30 176H32V175H30ZM29 176V177H30ZM34 176V175H33ZM36 176L38 177V178H36ZM84 176V175H83ZM148 176V175H147ZM147 176H145V177H147ZM175 176V175H174ZM174 176H173V178H174ZM177 176V175H176ZM175 176V177H176ZM194 176H192V177H194ZM199 176V175H198ZM205 176V175H204ZM210 176H213V178H214V175H210ZM209 176V178H212V177H210ZM218 176V175H217ZM251 176H252V174H251ZM86 177V176H85ZM131 177V178H130ZM134 177H132V176H128L127 178L126 177H124V179L123 180H125V178L127 179V180H129V179H132V178H134ZM179 177V176H178ZM183 177V176H182ZM185 178H180V179H182V185H188V184H186L185 183V181H184V179L186 180V176H184ZM191 177V178H192ZM1 179H2V177H0ZM90 178V177H89ZM89 178H85L86 179V182H87V179L88 180H90ZM129 178V179H128ZM137 179H138V177H136ZM135 178V179H136ZM170 178V179H169ZM190 178V179H191ZM195 178H197V177H195ZM205 178V177H204ZM1 179H0V181H1ZM84 179V178H83ZM82 179V180H83ZM84 179V180H85ZM217 179H219V178H217ZM217 179H216V181H217ZM8 180V178L5 180V182ZM179 180V179H178ZM188 180V179H187ZM196 180H200L199 178H197ZM222 180V179H221ZM31 181V180H30ZM42 181V182H41ZM81 180H79L78 182H80ZM180 181V180H179ZM178 181V182H179ZM213 180L212 179H210L209 180V183H207L206 181V183L209 185L210 184V182H212ZM251 181V180H250ZM10 181H8V183H9ZM28 182V181H27ZM123 182V181H122ZM172 184H170V183ZM187 182V181H186ZM218 182V181H217ZM228 182V181H227ZM7 183V182H6ZM32 183V182H31ZM81 183V182H80ZM88 183V182H87ZM129 183H131V181H128L127 182V184L128 185H132V183L131 184H129ZM138 183V184H137ZM146 183V182H145ZM183 183H185V184H183ZM48 184V185H49ZM212 184V183H211ZM221 184H223V183H221ZM221 184L219 185V186H221ZM1 185V184H0ZM8 185V184H7ZM32 185H33V183H32ZM35 185V184H34ZM51 185V184H50ZM49 185V186H50ZM155 185V186H154ZM169 185H171V186H169ZM177 184H175V186H176ZM218 185V184H217ZM248 185H249V183H248ZM4 186H6V185H4ZM10 186V185H9ZM7 187V189L5 188V191H3L5 194H7V192L9 193V190L8 189H10V187L12 186H10V187ZM14 186V185H13ZM76 186L77 185H75V188H76ZM103 186V185H102ZM142 187V189L141 188H139V187ZM175 186L174 187H171V189L172 188H175ZM179 186H181V185H179ZM223 186H226V185H222V188H223ZM231 186V185H230ZM2 187V186H1ZM34 187V186H33ZM32 187V188H33ZM37 187V186H36ZM39 187H40V185H39ZM188 187V186H187ZM191 187V186H190ZM192 187H195V186H192ZM204 187V186H203ZM209 187V186H208ZM212 187V186H211ZM249 187V186H248ZM257 187H259V186H257ZM12 188V187H11ZM35 188V187H34ZM38 188V187H37ZM43 188V187H42ZM41 188V189H42ZM51 188H52V186H51ZM66 188V189H65ZM105 188H106V186H105ZM105 188H102V189H100V190H97L95 193H94V195L92 194V193H90V194H92V195H90V194H88V195H80L79 197H77V199H72V198H68V196H66V198L64 197V199L61 197V198H58L59 200L61 199V201H60V203L59 204H57L56 203V201H55V199H52V197L50 198V197H48L47 195H43L44 194V192H42L43 190H40V191H37V190H34V192H38L37 193V195H36V193H33L34 194V196L32 197V198H30V203L29 204H32V206L33 205H35V206H37V208L35 207V206H33L34 207V210H33V212H31V214L29 215V216H27L26 218L24 217V218H22L21 220H19V221H14V220H7L5 217H7V216H3L2 215V213H1V211H0V264H13V262L15 261V260H12V259H15V258H18V259H20V257L22 256V249H24L23 247H24V239H27V238H33L34 239V237L36 238V239H38V241L39 240H42L45 236H44V233L45 234H47L46 232H48L47 230L51 227V225L52 224H56L55 222H57V221H59V219L61 218V216H64L65 214L67 215V214H69V215H73L72 214V212L73 213H78V216L77 217H79V222H78V219H77V221L76 222H78V223H76V222H74V223H76V224H79V225H76L77 227H76V229L79 227V231H78V233H76V231L77 230H74L75 231V235L74 234H72V232L70 233V236H71V234L72 235H74V236H72V238L71 237H63L62 236V238L60 239H57L58 241H56V239L54 238H52V237H50L51 235H49V238H48V235L46 236V238H47V240H48V242H49V244H48V246H44V247H48L49 248V251H50V248L52 249L51 251H53L54 249H55V252L58 250V254H61V255H59L60 256V258L61 257H64V255L66 256L67 254H69L70 252L71 253H77V254H79V253H83V252H85L84 250L87 248V250L88 249H90V247L92 248V249H94L93 247L94 246H100V247H102L103 249H105L104 250V252L101 254L100 253V255H96L95 253V258H97V259H101L103 262H106V263H108V261L109 262H111L112 261V259L114 260V262H116L117 264H125V261H128L129 259L128 258H130V257H132V255L133 254H135V255H140V257H141V253H142V255L144 254L145 255V252L146 253H148L149 254V257H150V259H153L154 258V260H151L150 261V263L152 262L153 264H264V256H261V257H259V255L258 256H256V255H252V256H254V257H251V258H249V257H247V255L246 256H243L242 257V254L241 253H243L245 250H250V249H252L253 247H256V246H259L260 245V243H261V241H262V239H264V238H262L263 236H264V223H262L261 221L259 222H256L257 223V225L256 224H253V221L251 220V219H249L250 217L251 218H256V217H258L259 219H260V215L258 216V215H256V214H258V213H256V211L257 212H260V211H258V209H256V207H255V209H256V211L254 210V213H250L249 211V213L248 214H246V216L248 215V216H250L249 214H251V216L248 218V223H247V221L245 222V223H243L244 225H240L237 221H228V220H225L224 219V222L225 223H229V222H231L232 224H230L229 223V226L231 225L232 227H229V226H227V225H225V226H227V227H224L223 229H227V230H229V229H231V233H229V235H231V234H233V235H231V236H234V238L233 237H231V238H233L232 240L230 239L223 247H225V249H227V250H224V253H222V252H220L221 253V255L216 251L217 249H210L211 248V246L210 247H208L209 245H212V242H208V241H210L209 239L211 238L212 239V237H211V234L212 235H218V234H216V233H214V230L216 229V231L218 232V230L217 229H221V231H223V229H222V227H223V225L225 224V223H223L222 224V222L223 221H221V224H218V226H216V224H214V223H216V222H213V218L212 217H214V216H212V213L214 212H209V211H206V212H202L201 213V211H199V214H197L196 213V215H198V216H200V218H199V220H200V224L199 223H197V225L195 226V228H194V232H190V234L191 233H193L192 235H188V237H185L186 239H181V240H178V238H176L175 239V237L176 236H172L173 237V239L172 240H169L170 242H168L167 243V245H171L170 247L171 248H169V249H171V250H169L168 249V247H167V249H164V250H166L167 252H162V253H160V250H162L166 245V243H164V242H162V243H160L161 241H163V240H160V237H156V233L154 232H151L152 230L151 229H153V228H151L152 226L151 225H153L154 223H156V220H158V218L160 217V219H165V217L163 218V216H165L166 214H164L163 216L161 215V214H163L161 211H162V208H163V211L165 210V208L166 207H164V205H166V203L164 202V205L163 206H159L158 204H157V206L158 207H156V204H155V206H153V207H151L150 208V210H151V212H150V214L151 213H153L154 212V210L155 211H158V208H160L159 210H161V211H158V212H160V214L158 215V214H152V215H154V216H156L157 215V217H154L153 219H152V215L150 216L149 214H148V216L147 215H145V214H142V215H144V216H146V217H143V218H141V217H139V218H141V220L143 219V221H140V222H138L139 220H137V216L136 215H134V212L133 211H130V210H128V209H131V208H126V207H123L124 209H127L128 211L127 212H125V213H122V214H119L118 213V217L116 216H113V215H111V212H110V210L111 209H109V211H108V209H107V203H106V200L108 199H111L113 196L114 197H116L118 200H121V201H124L125 202V200L127 199L128 201H129V199L130 200H134L135 198H137V196H134V195H132V196H126V194L125 195H123V191H124V193L126 192V190H127V188H125V189H119V188H116V190L117 189H119V191L117 190V192L116 191H114V193L113 194H111L110 193V191L108 190V191H106V189ZM115 188V187H114ZM158 188V187H157ZM197 188H198V186H197ZM204 188H206V186L204 187ZM215 188H218V187H215ZM227 188V187H226ZM16 189H18V188H15V190ZM20 189V188H19ZM40 189V188H39ZM45 189V188H44ZM56 189V190H57ZM72 189H73V186H72ZM77 189V188H76ZM96 189V188H95ZM109 189V188H108ZM162 189V190H161ZM179 189V188H178ZM221 189V188H220ZM250 189V188H249ZM4 190V189H3ZM12 190H13V188H12ZM22 190H24V189H21V191ZM33 190H31V191H33ZM46 190V189H45ZM56 190H55V194H56ZM67 190H69V189H67ZM111 190H113V189H111ZM123 190V191H122ZM146 191H147V188L145 189ZM154 190V191H153ZM185 190H187V189H185ZM216 189H214L213 191H215ZM225 190V189H224ZM54 191V190H53ZM152 191V192H151ZM169 193H168V192ZM188 191V190H187ZM186 191V192H187ZM191 191V190H190ZM192 191H194V190H192ZM11 192V191H10ZM15 192V191H14ZM29 192H30V190H29ZM29 192L27 193V194H29ZM39 192L41 193V195H39ZM51 192V191H50ZM75 192V191H74ZM108 192V193H107ZM121 193V195L119 194V193ZM144 192V191H143ZM179 192V191H178ZM195 192V191H194ZM193 192V193H194ZM220 192V191H219ZM17 193V192H16ZM43 193V194H42ZM68 193V192H67ZM88 193V192H87ZM87 193H85V194H87ZM145 193H147V192H145ZM145 193H143V194H145ZM154 193V194H155ZM213 193H216V192H213ZM212 193V194H213ZM4 194V195H5ZM10 195H12V193H9ZM20 194V192L17 194V195H19ZM24 194V193H23ZM32 194V195H33ZM48 194V193H47ZM52 194H53V192H52ZM52 194H51V196H52ZM69 194V193H68ZM67 194V195H68ZM79 194V193H78ZM106 194L108 195V197H106ZM148 194H146V196H149ZM157 194H155V195H157ZM160 194H159V197H160ZM182 195H183V193H181ZM180 194V195H181ZM190 194V193H189ZM201 194H204V193H201ZM218 194V193H217ZM8 195V194H7ZM32 195H30V196H32ZM44 196V197H41V196ZM57 195V194H56ZM63 195H65V194H63ZM70 195V194H69ZM73 195H74V193H73ZM129 195V194H128ZM163 195H165V196H163ZM185 195H188V194H185ZM211 195V194H210ZM210 195H207V196H209V198L210 197H212V196H210ZM259 195V194H258ZM23 196V195H22ZM25 196V195H24ZM23 196V197H24ZM29 196V195H28ZM39 197L40 196V198L39 199H33L34 197ZM46 196L48 197V198H46ZM62 196V195H61ZM109 196H110V198H109ZM143 196V195H142ZM141 196V197H142ZM184 196V195H183ZM201 196V195H200ZM203 197H204V195H202ZM201 196V197H202ZM206 196V197H207ZM218 196V195H217ZM223 196V195H222ZM21 197V196H20ZM26 197V196H25ZM57 197H58V195H57ZM70 197H71V195H70ZM112 198L111 200H113L114 199V201L113 202H115V200H116V202L118 203V200L116 199V198ZM129 199H128V198ZM131 197H133V199L131 198ZM151 197H153V196H151ZM173 197V198H172ZM188 197H190V195L188 196ZM192 197V196H191ZM206 197L204 198V199H206ZM219 197H221V196H219ZM219 197L217 198V199H219ZM259 197H261V196H259ZM259 197L257 198V199H259ZM7 198V197H6ZM11 198H13V197H11ZM53 198H55V197H53ZM76 198V197H75ZM107 198V199H106ZM143 198H145V196L143 197ZM184 198H186V197H184ZM9 199V198H8ZM19 199V198H18ZM21 199V198H20ZM19 199V200H20ZM28 199V198H27ZM140 199V197L138 198V200ZM147 199H150V197L149 198H147ZM147 199H145L144 201H146ZM162 199H161V201H162ZM189 199V198H188ZM188 199H186V200H188ZM197 199H199V198H197ZM203 199V198H202ZM261 199V198H260ZM6 200V199H5ZM24 200H26V199H24ZM29 200V199H28ZM59 200H57L58 202H59ZM136 200V199H135ZM165 200V201H166ZM172 200H174L173 201V203L171 204L170 202L172 201ZM207 200H208V198H207ZM216 200V199H215ZM215 200H213V201H215ZM254 200V199H253ZM261 200H263V199H261ZM11 201H13V200H11ZM16 200H14V202H15ZM22 201H23V199H22ZM110 201V200H109ZM121 201H119V202H121ZM128 201H126V202H128ZM164 201V200H163ZM162 201V202H163ZM194 201H200V200H195L194 199ZM203 201V200H202ZM209 201V200H208ZM211 201H212V199H211ZM218 201V200H217ZM252 201V200H251ZM258 201H260V200H258ZM23 202H25V204H26V201H23ZM29 202V201H28ZM111 202V201H110ZM142 203H143V201H141ZM141 202H139V201H135L134 202V205L133 204H131V203H128V204H130V205H128V207L129 206H132V207H138V204L139 205H141L140 203ZM175 202H177V203H175ZM192 202V201H191ZM7 203V202H6ZM9 203V202H8ZM11 203V202H10ZM9 203V204H10ZM13 203V202H12ZM16 203H18V201L16 202ZM20 203V202H19ZM18 203V204H19ZM22 203V202H21ZM61 203H63V204H61ZM117 203L115 204V205H117ZM175 203V204H174ZM196 203H198V202H196ZM199 203H201V202H199ZM199 203L197 204V205H199ZM202 203H204V202H202ZM260 203H261V201H260ZM24 204V203H23ZM136 204H137V206H136ZM151 206L148 202H146V204H145V206H141V208H143V207H145V208H149V207H146V206ZM161 204V203H160ZM187 204H189V203H187ZM205 204V203H204ZM61 205V206H60ZM114 205V204H113ZM109 206L108 208H110V207H112V208H117L116 206ZM120 204H118V206H119ZM127 205V204H126ZM144 205V204H143ZM197 205H194V203H193V206H197ZM19 206V205H18ZM22 206V205H21ZM21 206H19V207H21ZM31 206V205H30ZM31 206V207H32ZM42 206H44L43 208H41ZM62 206H64V207H62ZM187 206V205H186ZM206 206V205H205ZM261 206V205H260ZM23 207V206H22ZM62 207L63 208V213L64 212H67V213H62V209H60V208ZM155 207H156V209H155ZM162 207V208H161ZM171 207V208H172ZM180 207V206H179ZM219 207V206H218ZM264 207V206H263ZM17 208V207H16ZM38 208H41V209H43L42 210V212H40L39 213V209ZM120 208V207H119ZM139 208V207H138ZM152 208H154V209H152ZM170 208V209H171ZM185 208V207H184ZM183 208V209H184ZM187 208V207H186ZM198 208H199V206H198ZM198 208H197V210H198ZM208 208V207H207ZM22 209V208H21ZM24 209V208H23ZM33 209V208H32ZM35 209H36V211L37 212H35ZM174 209H177V207H175ZM189 209H191V208H189ZM188 209V212L190 211ZM219 209V208H218ZM65 210H67V211H65ZM185 210V209H184ZM208 210H210V209H208ZM245 210H246V208H245ZM261 211L262 210H264V209H260ZM116 211V210H115ZM130 211V212H129ZM173 211V210H172ZM177 211H179L180 213H181V211L182 210H177ZM192 211V210H191ZM217 211H219V210H217ZM216 211V212H217ZM228 211V210H227ZM69 212V213H68ZM71 212V213H70ZM109 212H110V214H109ZM113 212V211H112ZM117 212V211H116ZM138 212H139V210H138ZM138 212H137V215H138ZM149 212V211H148ZM147 212V213H148ZM165 212H168L167 210L165 211ZM184 212V211H183ZM193 212V211H192ZM264 212V211H263ZM33 213V214H32ZM172 213V212H171ZM189 213H191V212H189ZM201 213V214H200ZM208 213H210V214H208ZM260 213H262V212H260ZM113 214H116V213H113ZM179 214V213H178ZM178 214H176V215H174V214H171V216L172 215H174L175 216V218H176V216H178ZM183 214V213H182ZM192 214V213H191ZM214 214V213H213ZM120 215V216H119ZM141 215V214H140ZM256 217H255V216ZM261 215H264V213H262ZM22 216V215H21ZM20 216V217H21ZM168 216V215H167ZM192 216V215H191ZM245 216V215H244ZM243 216V217H244ZM15 217V216H14ZM73 217H75L74 215H73ZM173 217V216H172ZM195 217V218H194ZM217 217V216H216ZM64 217H62V219H63ZM155 218H157L156 220H155ZM192 218H194V219H196L197 217L196 216H193ZM218 218V217H217ZM245 218V217H244ZM65 219V218H64ZM174 219V218H173ZM194 219H192V221H195ZM219 219H221V218H219ZM219 219H217V220H219ZM233 219H235V218H233ZM243 219V218H242ZM246 219H247V217H246ZM66 220V219H65ZM69 220V219H68ZM167 220V219H166ZM166 220H163L164 221V223L166 222ZM237 220V219H236ZM250 220V221H249ZM64 221V220H63ZM75 221V220H74ZM198 221V220H197ZM227 221V222H226ZM61 222V221H60ZM65 222V221H64ZM234 222H236V223H238V224H233ZM244 222V221H243ZM251 222V223H250ZM191 223V222H190ZM250 223V224H249ZM61 224V223H60ZM158 224V223H157ZM160 226H161V224H159ZM220 225V226H219ZM222 225V226H221ZM253 225H255L256 227H254ZM154 226V225H153ZM155 226H156V224H155ZM169 226V225H168ZM193 226H194V224H193ZM218 227V228H216V227ZM158 227V226H157ZM157 227H155V228H157ZM221 227V228H220ZM52 228V227H51ZM159 228H161V227H159ZM191 228V227H190ZM229 228V229H228ZM53 229V228H52ZM253 229L255 230V233L256 234H254L252 231H253ZM51 230V229H50ZM49 230V231H50ZM57 230V229H56ZM169 230V229H168ZM176 230V229H175ZM226 230V231H227ZM46 231V232H45ZM172 231V230H171ZM193 231V230H192ZM225 231V230H224ZM223 231V232H224ZM230 231V230H229ZM228 231V232H229ZM54 232V231H53ZM172 232H174V231H172ZM172 232H170V233H172ZM220 232V231H219ZM218 232V233H219ZM153 233V234H152ZM174 233H176V232H174ZM225 233V232H224ZM157 234H162V233H157ZM186 234V233H185ZM221 234H223L222 232L219 234V235H221ZM227 234V233H226ZM171 235V234H170ZM175 235V234H174ZM157 236H159V235H157ZM162 236H164V235H161V238L163 239V237ZM223 236V235H222ZM225 236V235H224ZM168 237V236H167ZM159 238V239H158ZM170 238V237H169ZM36 239H34V240H36ZM45 239V238H44ZM43 239V240H44ZM157 239V240H156ZM171 239V238H170ZM180 239V238H179ZM219 239V238H218ZM164 240H167V239H164ZM208 240V241H207ZM213 240V239H212ZM214 240H215V238H214ZM27 241V240H26ZM37 241V240H36ZM37 241V242H38ZM157 241V243H155ZM206 241H207V245H206ZM219 241V240H218ZM230 241H232L229 245H228V243L230 242ZM42 242V241H41ZM166 242V241H165ZM216 242V241H215ZM215 242H213V244L215 243ZM159 243V245H157ZM164 243V246H160V244H163ZM209 243H211V244H209ZM37 244V243H36ZM41 244V243H40ZM155 244H156V246H157V248H155L156 246H155ZM262 244V243H261ZM222 245V244H221ZM42 246V245H41ZM158 246H160V247H162V249H160V250H156V249H159V247ZM25 247H26V245H25ZM96 247H95V249H96ZM222 247V248H223ZM228 247V248H227ZM48 248L46 249L47 251H48ZM166 248V247H165ZM260 248H261V245H260ZM39 249V248H38ZM254 249V248H253ZM44 250H45V248H44ZM106 250H107V253H106ZM164 250H162V251H164ZM169 250V251H168ZM217 252V253H214V254H218V255H216V257H214V258H211V257H213V256H210V255H214V254H211L212 252ZM221 251H222V249H221ZM252 251V250H251ZM24 252V251H23ZM44 252H46V251H44ZM54 252V251H53ZM60 252V253H59ZM69 252V253H68ZM250 252V251H249ZM42 253V252H41ZM47 253V252H46ZM46 253H43L44 254V256L43 255H41L40 257L38 256V257H36V258H34L33 259V261L32 262H28L27 263V261L25 262L24 261V258H22V259H20L19 261L20 262H18V263H16V264H56L57 262L55 261V258H54V256L53 257H51L50 255L52 254V252L51 253H49V254H46ZM64 253V254H63ZM88 253V252H87ZM246 253V252H245ZM252 253V252H251ZM250 253V254H251ZM24 254V253H23ZM39 254V253H38ZM63 254V255H62ZM99 254V253H98ZM148 254H146V255H148ZM70 255V254H69ZM68 255V256H69ZM72 255V254H71ZM76 255V254H75ZM150 255H153V258H152V256H150ZM223 255V256H222ZM24 256V255H23ZM73 256V255H72ZM80 256V255H79ZM255 256L256 257H258V258H255ZM74 257V256H73ZM134 257H136V256H134ZM144 257V256H143ZM142 257V259L144 260V258ZM146 257H148V256H146ZM222 257V258H221ZM247 257V258H246ZM78 258V257H77ZM57 259V258H56ZM94 259V258H93ZM106 259H108L107 261H106ZM110 259V260H109ZM128 259V260H127ZM145 259H149V258H145ZM213 259H216V260H213ZM219 259V260H218ZM13 262H12V261ZM62 260H64V259H62ZM71 260V259H70ZM96 260V259H95ZM131 260V259H130ZM18 261V260H17ZM73 261V260H72ZM72 261H70V262H72ZM94 261V260H93ZM98 261H100V260H98ZM149 261V260H148ZM12 262V263H11ZM56 262V263H55ZM59 262V261H58ZM62 262V261H61ZM64 262V261H63ZM78 262V261H77ZM144 262V261H143ZM146 262V261H145ZM60 263V262H59ZM95 263V262H94ZM100 263V262H99ZM111 263H113V262H111ZM129 263H131V262H129ZM151 263V264H152ZM15 264V263H14ZM58 264V263H57ZM92 264V263H91ZM102 264V263H101ZM108 264H110V263H108ZM139 264H143V263H139ZM145 264V263H144Z\"/></svg>","mask_w":264,"mask_h":264}]
</instances>
